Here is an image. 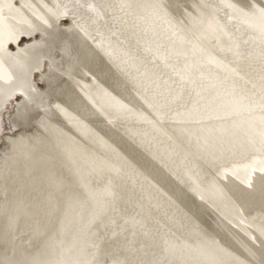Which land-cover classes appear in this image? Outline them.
Here are the masks:
<instances>
[{
    "label": "bare ground",
    "instance_id": "bare-ground-1",
    "mask_svg": "<svg viewBox=\"0 0 264 264\" xmlns=\"http://www.w3.org/2000/svg\"><path fill=\"white\" fill-rule=\"evenodd\" d=\"M95 1V0H94ZM99 1V0H97ZM194 1V0H193ZM202 0H196V4H193V8L194 9H204L205 7L203 8H200V3H203L201 2ZM204 1V0H203ZM238 1V0H237ZM92 0H88L87 4L90 9L89 11H91V13L88 11V14H86V12H83V13H79V12H75V9L76 6H78L80 3V0H24V4H23V9L27 10L28 12H30L32 15H34L35 17V21L36 22H39L40 23V26L42 27V34H44L43 36V39L41 41V45H42V49H40L38 46H29V47H26V48H23V47H19L16 49V52H18V58H20L22 61H23V65L21 66V71L23 73H30L31 71H33L34 69H36L38 66H39V56L40 54L42 53H45L47 55H49V50L56 46V47H59L61 46V52L63 53L61 55V58L55 62L54 64H52L53 68L56 69L57 73H56V77H55V86L54 88L52 89H49L48 91H44L43 93H40L41 90L40 89H37L34 87V83L32 81L29 82V85L27 86H15L13 88V83L11 81H7V75L4 73V70H2V66L3 63H0V77H3V80L2 78H0V101H2L3 97L5 96L6 93L7 94V100H4L1 104H0V109L2 108V106L5 104L7 105L8 103L11 102V100L13 99V97L16 96V94H19L21 95L22 97L25 96V99H23L22 101V105H23V108L21 109L20 108V114L18 118L15 119V124L17 123L18 125H25L29 122L30 118H32L31 115H34V112H36V109L37 107L40 108L41 111L44 112L45 115L44 118H41L40 121H37L41 122V124H44V129H45V132L42 131V128L41 129H37L38 131L37 132H34L32 134H29V135H25L24 134H21V135H18L17 137H14V138H9L8 139V142L10 143L11 145V150H9L8 152H5L3 154V156L1 157V160H0V264H86V254H85V250H83V247H79V242L80 241V238L79 240L76 242H78V249L75 248V243L76 242H71L73 239H70L71 241H67L66 244L64 245H60L59 244V237L57 236V232L60 228V226H63V225H68L69 224V217L72 216V215H69V213H66L67 215L65 216L64 220L59 222V223H56L58 218H59V213H60V204L61 202L64 200L67 201L68 197H69V189L70 191L74 190V183H73V188L71 190L70 184H72V182L68 181L66 179V176H65V181L67 180L68 182H70V184L66 181H62L58 175H57V162H56V159H55V156H54V149H56L57 151L59 150V152L61 153H56L58 154H61L63 155V157L65 156L66 160L67 159H72L73 158V154L75 155H79V159L81 158V161L79 162H83L85 163V161L87 162L89 160V152L86 150V145H84V143L82 144V146L77 147L79 149V153H77V150L76 152L74 151L76 149L75 147V143H70L71 141V136L70 135V131L71 129H74L71 127L70 125V122L74 121L75 119H79L80 121H83L85 122L86 121V124L87 122H95V125H98L96 124L97 123H102L103 125V122L106 121V115H104L106 113L102 112L103 109H100V105L98 103V107L95 106L94 104V100H93V97H92V92H94L93 90H95L94 88L92 89V86L95 87L93 85V83L91 85L88 84V82L86 81V75L90 74V72H96L98 73V80L100 79H103L104 75H107V74H102V67H100V64H101V61H100V56L102 55V48L103 46V43L102 42H98V43H91V28H90V22H91V19L93 18V15H96V13L93 14V10L92 9H95L93 6L94 4H91ZM100 2L104 5L103 8H105L104 10L106 9H110L112 10V12H114L115 16L118 17V18H115V21L118 19V21L122 22L123 23H127L128 20H130V23L128 25H130L129 28H131L132 30H136V29H142L143 27H145L146 25L148 26V22H151V21H155V17L156 18H159L161 21L162 19L166 16L165 14L163 15V10L158 13V10L157 9H173V8H178L179 6L178 5V2L177 0H100ZM182 2V1H180ZM185 2V1H184ZM187 2H190V1H187ZM239 2V1H238ZM82 3V2H81ZM97 3V2H96ZM191 3V2H190ZM227 3V2H226ZM230 3H231V0H230ZM241 3V4H239ZM239 3H236L238 5H234L233 9H237L238 11V18H241L243 22H241L239 20V22L243 23L249 30H248V35L251 36V39H253L254 41H257V46H256V43L255 45L251 44L250 42L253 40H251L250 42L248 41L247 39V42H249L251 45L256 46L258 49V56H259V61L257 62L256 60L258 58L255 57L256 60H253V61H256V62H250V63H243V59L242 61L237 60V59H234L236 61H231V63H228L226 61V59L224 58V56L222 55H219V53L221 51H219V47L221 45H219V40L218 38H220V36H218V38H216L217 40L214 41V42H211V43H208L206 44L205 46H203V48H201V50H197L199 51V54L197 53L196 55V58H200V61L202 63H204V65H206V68H205V71L203 73H206L208 77H211L210 79H208V83L205 84V86H201L203 87V89L199 86L198 89H196V93H192L193 95L190 96L192 97L186 104L185 102L183 104L185 105H179V106H174L172 107V104L175 105L174 102H176V98L179 96L178 95V90H177V86H173L172 84L169 85L167 83H165V81H167L165 79V81L160 78V80H163L164 82H162L161 85H159V88H157L156 90H153L151 89V91H148V92H143V93H139L138 91H135L136 87H134L135 89L133 90H129L128 89V84L125 86L123 85V87L125 86V88H122L121 86V89H122V92L124 91L125 95H124V101H120L118 103H120L121 105H126L127 107H131L132 109L133 108H139V107H149V105L152 107V103H156L157 105H162L161 107H166V108H170L167 112H165V110H161L160 108V111H163L165 112V117H161L159 121H157L156 124H152L155 128H154V132H151V124L149 123V126H150V130H146L145 132V137L143 138V140L146 142L147 146H148V155L151 157V160L154 161V165L157 169H160V171H155L153 170V174L155 175V178H153V185L154 184H164V179L166 178L165 175L168 173L167 170L169 171L170 169L167 168V170L164 168V164L167 162V160L169 158H172L174 159L173 157L175 156H183L186 154V157H189L187 155V153H189V151H193V150H197V149H200L202 150L201 148L202 147H206V148H210V147H214V149H216L215 147H218L222 144H230V145H233L231 144V141H232V135L234 137V134L236 133H239L241 134V136H247L249 133L251 134V128H256V127H259V124L262 122L264 123V0H242L241 2ZM77 4V5H76ZM98 4V3H97ZM101 4V5H102ZM192 4V3H191ZM229 4V3H228ZM81 5V4H80ZM102 5V6H103ZM182 5V4H181ZM186 5V4H184ZM230 5V4H229ZM228 5V6H229ZM232 5V4H231ZM189 6H191L189 4ZM205 6V4H204ZM224 6V5H223ZM226 6V5H225ZM224 6V9H228ZM83 7V5H82ZM181 7V6H180ZM180 7L178 8L179 11H180ZM183 7V5H182ZM202 7V6H201ZM87 8V7H86ZM97 8V7H96ZM193 8L191 11H193ZM210 8V7H208ZM99 9V8H98ZM183 9H186V7H183ZM206 9V8H205ZM103 10V11H104ZM196 10V12H197ZM80 11V10H79ZM100 11V10H99ZM98 11V12H99ZM101 10V12H103ZM155 11L156 14L158 16H155V15H152L154 16L153 18H151V13ZM182 11V9H181ZM184 11V10H183ZM189 11V10H187ZM97 12V14H98ZM107 12H109L107 10ZM174 12V11H173ZM186 12V11H185ZM190 12V11H189ZM194 12V11H193ZM192 12V13H193ZM242 12V13H241ZM246 12H248V15L250 13V16L247 18L246 16ZM90 13V14H89ZM106 13L103 12V14ZM111 13V11H110ZM20 14V13H19ZM61 14H66L68 15L69 17H71L72 19V25L69 26V27H66V28H63V29H60L58 28L57 32L58 33H61L62 37H57V36H54V32L52 30V20L58 16H60ZM109 14V13H106V15ZM114 14H109V15H112L114 16ZM177 14V13H176ZM185 14H188L185 13ZM191 14V12H190ZM170 15V13H169ZM172 15V14H171ZM179 15V14H178ZM184 14L182 12V15L180 13V16L182 17ZM198 15V14H196ZM100 16V15H99ZM97 18V20H99V17ZM105 16V15H104ZM185 16V15H184ZM183 16V17H184ZM95 17V16H94ZM102 17V15H101ZM169 17V16H168ZM180 17V18H181ZM182 17V18H183ZM187 16H185L186 18ZM236 17V16H235ZM106 18V16H105ZM176 18V17H175ZM190 18H193V17H190ZM94 19V18H93ZM110 19V17H109ZM167 20V18H164ZM174 19V18H173ZM172 19V20H173ZM230 19V18H228ZM101 20V19H100ZM106 20V19H105ZM108 20V19H107ZM158 20V19H157ZM171 20V21H172ZM176 20V19H175ZM174 20V21H175ZM179 20V19H178ZM183 20V19H182ZM181 20V21H182ZM197 20V19H196ZM232 20V19H231ZM235 20V19H234ZM102 21V20H101ZM107 22V21H106ZM165 22V21H164ZM168 22V21H167ZM178 22V21H177ZM185 22V20H184ZM200 22V21H199ZM93 23V21H92ZM100 23V22H99ZM105 23V22H104ZM118 23V22H117ZM116 23V24H117ZM152 23V22H151ZM149 23V24H151ZM157 23V22H156ZM163 23V22H162ZM182 23V22H181ZM180 23V24H181ZM229 23V21H228ZM98 24V23H97ZM94 25V26H97ZM108 24V23H107ZM165 24V23H163ZM168 24V23H167ZM183 24V23H182ZM192 24H194L192 22ZM216 24V23H215ZM231 24V21L230 23ZM102 25V23H101ZM124 25V24H123ZM162 25V24H160ZM169 25V24H168ZM186 25V24H185ZM185 25H180L181 27H174L175 28V32H174V36L173 37H170L168 36V42L169 43H172V49L168 52L165 51V52H161L163 53V56H161V61H163L167 66L168 68H172L174 71L177 70V72H179V77L178 78H183L185 79V81L187 83H194V82H191L192 80L194 81L195 79V76H196V66L198 65L197 64H194L193 65V60L191 58V52H190V49L188 46H185L184 44V41H183V36L185 34V31H186V28H185ZM187 25H188V22H187ZM220 25V24H219ZM103 26H106V24H104ZM118 26V25H116ZM126 26V25H125ZM152 26V25H150ZM148 26V27H150ZM157 26V25H155ZM178 26V25H177ZM201 26V25H200ZM217 26V25H216ZM233 26V25H232ZM231 26V28H232ZM239 25H237L238 27ZM93 27V26H92ZM102 27V26H101ZM120 27V26H119ZM124 27V26H123ZM127 27V26H126ZM147 27V28H148ZM159 27V25L157 26ZM172 27V26H171ZM221 27H227V25H223L221 24L219 29ZM229 27V26H228ZM227 27V28H228ZM241 27V26H240ZM118 28V27H116ZM126 31H128V29ZM152 28V27H151ZM150 28V29H151ZM161 28V26H160ZM164 28V27H163ZM188 28V27H187ZM225 28V30L227 29ZM244 28V27H243ZM41 29V28H40ZM59 29L61 30L59 32ZM94 29V27H93ZM96 29V28H95ZM98 29V28H97ZM100 29V28H99ZM98 29V30H99ZM104 29V28H103ZM109 29V28H108ZM167 29H169L167 27ZM166 29V30H167ZM222 29V32H223V28ZM115 30V29H114ZM119 30V29H118ZM130 30V29H129ZM143 30V29H142ZM147 30V29H146ZM152 30H154L152 28ZM158 30V29H157ZM231 30V29H230ZM240 30V29H239ZM242 30V28H241ZM102 31V30H100ZM108 31V30H106ZM121 31V30H120ZM131 31V30H130ZM165 31V29H164ZM174 31V30H173ZM173 31L172 34H173ZM215 31V30H214ZM220 31V30H219ZM232 31L234 32V29H232ZM94 32V31H93ZM92 32V33H93ZM99 32V31H98ZM124 32V30H123ZM133 32V31H132ZM151 32V31H150ZM149 32V33H150ZM160 32V31H159ZM191 32V31H189ZM227 32V31H226ZM229 32V31H228ZM231 32V33H233ZM244 32V31H243ZM242 32V34H243ZM131 34V32H129ZM136 33V32H134ZM141 33V32H140ZM138 33V34H140ZM148 33V32H147ZM146 33V36L148 35ZM161 34L163 32H160ZM170 33V32H168ZM217 33V32H216ZM36 34H39L38 31H34L32 34L30 35H25L26 38H32L34 37ZM99 34V33H98ZM97 34V35H98ZM137 34V33H136ZM137 34V35H138ZM156 34V32H155ZM159 34V33H158ZM164 34V33H163ZM171 34V35H172ZM226 34V33H225ZM229 34V33H227ZM241 34V33H240ZM101 35V34H100ZM99 35V36H100ZM121 35H125V32L124 34H121ZM129 35V34H128ZM128 35H127V38H128ZM145 35V33H144ZM151 35V34H150ZM169 35V34H167ZM216 35V34H215ZM214 35V36H215ZM221 35V34H220ZM244 37L246 35L243 34ZM243 35H242V38H243ZM40 36V34H39ZM102 36V35H101ZM105 36V35H104ZM130 36V35H129ZM153 36V35H152ZM159 36V35H158ZM166 36V35H165ZM163 36V37H165ZM229 36V35H228ZM232 36V35H230ZM234 36H237L236 34L233 35ZM241 35H239L240 37ZM248 36V38H249ZM108 37V35L106 36V38ZM112 37V35H111ZM117 37V36H116ZM132 37V36H131ZM141 37V36H140ZM144 37V36H143ZM149 37V36H148ZM157 37V36H156ZM155 37V38H156ZM161 37V35H160ZM238 37V38H239ZM247 37V35H246ZM245 37V39H246ZM101 38V37H100ZM115 38V36H114ZM135 39V37H133ZM137 38V37H136ZM145 38V37H144ZM153 38V40L155 39ZM159 38V37H158ZM227 38V37H226ZM235 38V37H234ZM233 38V39H234ZM241 38V37H240ZM35 39V38H34ZM103 39V38H102ZM105 39V38H104ZM125 39V38H124ZM130 39V38H129ZM128 39V41H129ZM138 39V38H137ZM136 39V40H137ZM141 39V38H139ZM147 39V38H146ZM161 39V38H160ZM167 39V37H166ZM228 39V38H227ZM18 40V38L16 40H6L5 41V44L4 46L6 47V43L8 41H12V43H16V41ZM114 40V39H113ZM118 40V39H116ZM133 40V39H131ZM144 40V39H143ZM152 40V39H151ZM150 40V41H151ZM153 40H152V43H153ZM157 40V38H156ZM163 40V39H162ZM165 40V38H164ZM229 40V39H228ZM112 41V39H111ZM107 42L109 44V47L105 46L106 47V50L107 48H110L108 50V56H109V60H110V63H112L113 65L117 66V67H123V65L125 67H123V72L124 74H127L128 77L130 76V74L134 75L133 73L135 72L134 71V66H133V59H132V54L129 55V53L127 54L126 52L124 51H121V49H117V46H118V43H117V46L115 45H112L111 43L112 42ZM124 41V40H123ZM147 41H149L147 39ZM147 42V43H150ZM235 41V39H234ZM104 42V41H103ZM122 42V41H121ZM127 42V41H126ZM125 42V43H126ZM137 43V41H135ZM141 42H145V41H142L141 39ZM156 42V41H155ZM163 43H165L164 41H162ZM225 42V41H224ZM233 42V40H232ZM237 42H238V39H237ZM244 42H246L244 40ZM243 42V43H244ZM115 43V42H114ZM132 43V42H130ZM140 43V42H139ZM159 44V39H158V42H156ZM168 43V45H169ZM234 43V42H233ZM26 44V43H25ZM127 44V43H126ZM124 44V45H126ZM142 44V43H141ZM139 44V45H141ZM154 44V43H153ZM199 44V43H197ZM227 44V43H226ZM231 44V42H230ZM236 44V41L234 43V46ZM137 45V44H136ZM148 45V44H147ZM146 45V47H147ZM151 45V44H149ZM160 45V44H159ZM242 46H244L243 44H240ZM250 45V47H251ZM100 46V47H99ZM121 46H123L121 44ZM132 46V45H131ZM142 46V45H141ZM170 46V45H169ZM208 48V46L210 47L211 46V54H205L203 51L204 49ZM224 46V45H223ZM227 46V45H226ZM225 46V47H226ZM239 46V45H238ZM247 46V44L245 45ZM128 47H129V44H128ZM143 47V46H142ZM145 47V48H146ZM149 47V46H148ZM147 47V48H148ZM158 47V46H157ZM166 47V45H165ZM171 47V46H170ZM201 47V46H200ZM127 47H125L126 49ZM144 48V47H143ZM151 48V47H150ZM196 48H198L196 46ZM231 48V47H230ZM237 47L235 46L234 49H236ZM240 48V47H238ZM124 49V50H125ZM133 49V48H132ZM135 49V48H134ZM142 49V48H141ZM149 49V48H148ZM154 49V48H153ZM158 49V48H157ZM156 49V50H157ZM168 49V48H167ZM199 49V48H198ZM7 50V49H6ZM52 50V49H51ZM105 50V51H106ZM136 50V49H135ZM140 50V49H139ZM193 50V49H192ZM195 50V49H194ZM218 50V51H217ZM223 50V48L221 49ZM227 50V48H226ZM231 50V49H230ZM228 51L229 53L231 51ZM239 51H241L242 49H238ZM247 50V49H246ZM8 51V50H7ZM159 51H161L159 49ZM196 51V52H197ZM207 51V50H206ZM225 51V50H224ZM223 51V53H224ZM250 52H252L251 50H249ZM9 53H12L10 51H8ZM128 52V50H127ZM131 52V51H130ZM142 52V51H141ZM144 52V50H143ZM142 52V54H143ZM146 52H148L146 50ZM156 52V51H155ZM153 51V53H155ZM167 52V53H166ZM208 52V51H207ZM227 52V51H226ZM227 52V53H228ZM234 52V51H232ZM231 52V53H232ZM235 52L237 53V51L235 50ZM234 52V53H235ZM242 52H245V50H242ZM241 52V53H242ZM135 53V52H134ZM138 53V52H136ZM145 53V52H144ZM148 53H151V49H150V52ZM209 53V52H208ZM140 54V53H139ZM158 54V53H157ZM195 54V53H194ZM226 54V53H225ZM244 54V53H243ZM247 54V53H246ZM257 54V53H256ZM148 55V54H146ZM150 55V54H149ZM149 55L147 57H149ZM152 55V54H151ZM228 55V54H227ZM235 54H232L233 57ZM237 55H239L237 53ZM245 55V54H244ZM243 55V56H244ZM250 55V54H249ZM255 55V54H254ZM136 56V55H135ZM138 56V55H137ZM140 56V55H139ZM155 56V54H154ZM207 56V57H206ZM257 56V55H256ZM146 57V58H147ZM158 57V56H157ZM226 57V56H225ZM242 57V56H241ZM240 57V58H241ZM246 57V55L244 56ZM253 57V56H252ZM105 58V57H104ZM150 58V57H149ZM152 58H154L152 56ZM227 58V57H226ZM229 58H231L229 56ZM251 58V57H250ZM250 58H247V59H250ZM160 59V58H159ZM158 59V60H159ZM204 59L206 60V62H204ZM245 59V58H244ZM246 59V61H247ZM253 59V58H252ZM251 59V60H252ZM104 60V59H103ZM135 60V59H134ZM137 60V59H136ZM139 60V59H138ZM137 60V62H139ZM203 60V61H202ZM55 61V60H53ZM105 61V60H104ZM108 61V60H107ZM106 61V62H107ZM121 65H120V63ZM147 61H148V58H147ZM154 61H157V60H154ZM160 61V60H159ZM136 62V61H135ZM136 62V63H137ZM142 62V61H141ZM144 62V60H143ZM146 62V61H145ZM144 62V63H145ZM123 63V64H122ZM147 63V62H146ZM145 63V64H146ZM150 63V61H149ZM148 63V65H149ZM151 64V63H150ZM200 64V62H199ZM102 65H104V63H102ZM106 65V64H105ZM119 65V66H118ZM5 67V69L7 68V65L5 66V64L3 65ZM107 66V65H106ZM112 66V65H110ZM114 66V67H115ZM146 67V65H143ZM156 66V64H155ZM161 66V65H160ZM159 66V67H160ZM165 66V67H167ZM108 67V66H107ZM153 68V66H151ZM162 67V66H161ZM202 67V66H201ZM109 68V67H108ZM111 68V67H110ZM149 68V67H148ZM155 68V67H154ZM163 68V67H162ZM161 68V69H162ZM119 69V68H118ZM117 69V70H118ZM122 69V68H121ZM137 69V67H136ZM143 69V68H142ZM151 69V68H150ZM165 69V68H164ZM203 69V67L201 68ZM109 70V69H108ZM111 70V69H110ZM109 70V71H110ZM113 70H116V69H113ZM138 70V69H137ZM149 70V69H148ZM154 70V69H152ZM166 70V69H165ZM162 69V71H165ZM142 71V70H141ZM199 71V70H198ZM122 72V73H123ZM138 72V71H136ZM147 72V70H146ZM145 72V73H146ZM171 72V70H170ZM67 73V74H66ZM114 73V72H113ZM112 73V75H113ZM159 73V72H158ZM118 74V73H116ZM114 74V75H116ZM138 74V73H137ZM154 74V72H153ZM91 75V74H90ZM141 75V74H140ZM145 75V74H144ZM147 75V73H146ZM149 75V74H148ZM147 75V76H148ZM162 75V73H161ZM94 76V75H93ZM119 76V74L117 75ZM121 76V75H120ZM126 76V75H125ZM135 76V75H134ZM133 76V77H134ZM142 76V75H141ZM182 76V77H181ZM205 76V75H204ZM65 77V78H63ZM91 77V76H90ZM97 77V76H96ZM122 77V76H121ZM127 77V78H128ZM154 77V76H153ZM152 77V78H153ZM166 77V76H165ZM200 77V76H199ZM109 78V76H108ZM112 78V77H111ZM114 78V77H113ZM112 78V80H113ZM117 77H115L116 79ZM119 78V77H118ZM169 78V76H167V79ZM176 78V77H175ZM175 78L173 81H175ZM203 78V77H202ZM201 78V79H202ZM206 78V77H205ZM107 79V78H106ZM114 79V80H115ZM129 79V78H128ZM158 79V77L156 78ZM197 79V78H196ZM114 80L112 81V83L114 82ZM140 80V79H139ZM169 80V79H168ZM172 80V79H171ZM200 80V79H199ZM203 80V79H202ZM94 81H97L94 79ZM109 83L111 82L110 81V78H109ZM121 81V80H119ZM118 81V82H119ZM125 79L123 80L122 83H124ZM129 81V80H128ZM137 81V80H136ZM143 81V80H142ZM178 81V80H177ZM180 81V80H179ZM184 80H182L181 82H183ZM184 81V82H185ZM100 82V81H99ZM105 81L103 80V83ZM127 81H125L124 84H126ZM133 82V81H131ZM141 82V81H140ZM145 82V81H144ZM180 82V83H181ZM203 81H201L202 83ZM206 82V81H205ZM204 82V83H205ZM96 83V82H95ZM101 83V82H100ZM99 83V84H100ZM106 83V82H105ZM128 83V82H127ZM134 86H136V83L134 81ZM176 83V82H175ZM186 83V84H187ZM114 84H116V81L114 82ZM141 84V83H140ZM174 84V83H173ZM185 84V85H186ZM200 84V83H199ZM131 85V84H130ZM144 85V84H143ZM153 85V84H152ZM155 85V84H154ZM176 85H180V84H176ZM184 85V84H182ZM194 85V84H193ZM118 86V85H117ZM116 86V87H117ZM141 86V85H140ZM149 86V85H148ZM156 86V85H155ZM198 86V85H196ZM119 87V86H118ZM117 87V88H118ZM130 87V86H129ZM143 87V86H142ZM146 87V86H144ZM181 87V86H180ZM184 87V86H183ZM182 87V88H183ZM13 88V89H12ZM103 89H105L104 87H102ZM133 88V86H132ZM131 88V89H132ZM138 88V87H137ZM147 88V87H146ZM145 88V89H146ZM150 88H151V85H150ZM156 88V87H155ZM101 89V88H100ZM120 89V88H119ZM149 89V87H148ZM190 89V87H189ZM33 90V92H39V94L37 93V96L35 97L34 95L32 96L30 93L31 91ZM140 90V89H139ZM185 90V89H184ZM103 91V90H102ZM111 91V90H110ZM147 91V90H145ZM187 91V90H186ZM189 91V90H188ZM191 91V90H190ZM189 91V92H190ZM107 93V91H105ZM118 92V91H116ZM121 92V91H120ZM121 92V93H122ZM101 93H104V92H101ZM119 93V92H118ZM50 94H52V96H54L55 98H52V99H55V103L53 105H49L48 104V101H46L47 99V96L49 97ZM111 94V93H110ZM191 94V93H190ZM9 95V96H8ZM105 95V94H104ZM61 96V97H60ZM94 96V94H93ZM97 96V94H96ZM103 97V95H101ZM113 96V95H111ZM120 96V94H119ZM185 96V95H184ZM188 96V95H187ZM34 97V98H33ZM107 97V96H106ZM122 97V96H121ZM182 97V96H181ZM189 97V98H190ZM101 98V97H100ZM104 98V97H103ZM109 96L107 97V100L109 101ZM123 98V97H122ZM183 98V97H182ZM185 98V97H184ZM6 99V98H5ZM95 99V98H94ZM115 99V97L113 98ZM188 99V97H187ZM106 98L104 99V102L107 101ZM50 101V99H49ZM97 101V100H96ZM113 101V100H112ZM100 102V100H99ZM103 102V104H104ZM123 102L125 104H123ZM179 102V101H178ZM116 103V101H115ZM182 102L180 101V103H176V104H181ZM101 104V105H103ZM110 103H108V106H109ZM114 103H112L113 105ZM152 104V105H151ZM97 105V103H96ZM105 105H106V102H105ZM103 105V106H105ZM111 105V106H112ZM58 106H61V109L64 111V114L61 112V116L63 114L64 118L60 119L57 115H56V108ZM107 106V107H108ZM110 106V107H111ZM116 106V104H115ZM115 106H112L113 108H115ZM102 107V106H101ZM111 107V108H112ZM122 107V106H121ZM119 108V106H118ZM154 108V107H152ZM156 108V107H155ZM158 108V107H157ZM151 109V108H149ZM148 109V111H149ZM60 110V109H59ZM111 109L109 108V111ZM130 110V109H129ZM108 111V113H109ZM118 111V110H117ZM132 110H130L131 112ZM134 111V110H133ZM146 111V110H145ZM151 111V110H150ZM157 111V109H156ZM38 112V111H37ZM40 112V111H39ZM60 112V111H59ZM111 112V111H110ZM124 112V111H123ZM144 112V111H142ZM147 112V111H146ZM122 113V112H120ZM127 113V111H126ZM129 113V112H128ZM162 113V112H161ZM48 114V116H51V120L52 122H49V120L45 117L46 115ZM112 114V113H111ZM116 114V113H115ZM124 114V113H123ZM132 114V113H131ZM136 114V113H135ZM147 114V113H146ZM152 113H150L149 115H151ZM110 114H108L109 116ZM113 115V114H112ZM127 115V114H126ZM153 115V114H152ZM162 115V114H161ZM35 116V115H34ZM33 116V117H34ZM60 116V117H61ZM114 116V115H113ZM122 116V115H121ZM142 116H145V115H142ZM115 117V116H114ZM113 117V118H114ZM125 117V116H124ZM129 117V116H128ZM134 117V116H132ZM131 117V120L133 119ZM146 117V116H145ZM149 117H152V116H149ZM148 117V118H149ZM121 118V117H120ZM111 119V118H110ZM109 119V123H107L108 125L109 124H112V125H115L116 124V127L118 125V119L117 120H110ZM126 119V118H125ZM129 119V118H128ZM147 119V118H146ZM155 119V118H154ZM58 120H61V122H59ZM131 120L129 121H126L127 123L130 122ZM78 121V122H80ZM116 123H115V122ZM151 121V120H150ZM149 121V122H150ZM154 121V120H153ZM75 122V121H74ZM77 121L76 123L79 124ZM140 122V121H138ZM148 122V121H147ZM30 123V122H29ZM75 123V124H76ZM121 124V122H119ZM123 123V122H122ZM132 123V122H131ZM40 124V125H41ZM81 124V122H80ZM79 124V125H80ZM94 124V123H93ZM142 124V123H141ZM74 125V124H73ZM92 125V124H91ZM91 125H89L91 127ZM95 125L94 128H95ZM124 125V124H123ZM126 125V124H125ZM129 125V124H128ZM132 124H130L131 126ZM136 125V124H135ZM138 125V123H137ZM136 125V126H137ZM42 126V125H41ZM76 126V125H75ZM74 126V127H75ZM85 125H83L82 127H84ZM87 126V125H86ZM85 126V127H86ZM110 126V125H109ZM128 126V128L124 130L121 128V126L117 127V129L115 130V128L113 127V129L115 130L116 133H118L116 135V139L118 140H121L123 139L125 143H127L125 140H129L127 138V136L125 137H119V134H123V135H129L128 134L129 132L132 133L133 131V127H130ZM134 126V125H133ZM143 126V124H142ZM43 127V126H42ZM98 126H96V129H99L100 131L103 130L104 127H100L102 128H97ZM124 127V126H123ZM126 127V126H125ZM143 127L146 128V126L144 125ZM81 128V127H79ZM92 128V127H91ZM107 128V127H106ZM135 128H139L138 127H135ZM77 129V128H76ZM88 128H86L85 130H87ZM90 129V128H89ZM92 129V131H93ZM141 129V128H140ZM148 129V128H146ZM80 130V129H79ZM84 130V128H83ZM84 130V132H85ZM135 130V129H134ZM142 130V129H141ZM44 133V135L41 136V133L42 132ZM74 131L76 132V130L74 129ZM90 132V130H87ZM112 131V130H111ZM81 132V130H80ZM82 132V134L84 133ZM89 132L87 133L89 135ZM98 132V130H97ZM105 132V131H104ZM135 132H137V130H135ZM133 132V133H135ZM141 132V131H140ZM139 132V133H140ZM79 131L77 133H75L74 137L72 138V141L73 142H78L79 143V139L78 141L76 140L78 137V134ZM85 133V134H86ZM93 133V132H92ZM138 133V132H137ZM136 133V134H137ZM73 134V133H72ZM96 136L97 133H95ZM112 133L111 132V136H112ZM142 134V132L140 133ZM139 134V135H140ZM144 134V133H143ZM81 135V133H80ZM84 135V134H83ZM93 135V134H92ZM103 135V136H102ZM102 138H104V135L105 134H102ZM107 135V134H106ZM91 136V135H90ZM88 136V138L90 137ZM100 136V138H101ZM138 136V135H137ZM141 136V135H140ZM139 136V137H140ZM81 137H83L81 135ZM84 137L86 138V135H84ZM107 138V136H105ZM84 138V139H85ZM87 138V139H88ZM91 138V137H90ZM96 138V137H95ZM101 138V139H102ZM112 138V137H111ZM109 137V139L112 141H114L115 138H112L111 139ZM121 138V139H120ZM238 138V136L236 137V139ZM93 139H94V136H93ZM97 139V138H96ZM99 139L100 141L103 142V139L101 140ZM115 139V140H116ZM136 139V138H135ZM239 139V138H238ZM237 139V140H238ZM245 139H250L252 140L251 142L253 141H256L255 139V135L253 136H248L246 137ZM245 139H240V142L241 140H243V143L245 141ZM83 140V139H82ZM86 140V139H85ZM92 140V139H91ZM90 140V141H91ZM98 140V139H97ZM105 140V139H104ZM141 140V139H140ZM234 140V139H233ZM247 140V141H248ZM249 140V142H250ZM89 140H86V142H88ZM100 141H98L100 143ZM107 141V140H105ZM104 141V142H105ZM117 141V140H116ZM131 141V139H130ZM80 142H83L81 141L80 139ZM85 142V143H86ZM93 142V140H92ZM97 142V141H96ZM122 144H121V143ZM118 145H122L123 146V143L122 141H120ZM236 142V141H235ZM240 142L237 141V144ZM78 143H77V146H78ZM90 142H88L89 144ZM99 143L97 145H99ZM108 143V142H106ZM105 143V145H107ZM114 144V142H111ZM109 142V144H111ZM124 143V144H125ZM242 143V142H241ZM247 143V142H246ZM72 144H73V147H72ZM87 144V143H86ZM93 144V143H92ZM108 144V145H109ZM117 144V143H116ZM134 144V143H133ZM143 144V143H142ZM141 144V145H142ZM228 144H226L228 146ZM237 147V144L234 143ZM81 145V143L79 144ZM91 145V144H90ZM96 145V144H95ZM104 145V144H103ZM115 145V144H114ZM117 145V146H118ZM128 145V144H127ZM131 145V143H130ZM89 145H87L88 147ZM101 145H99L97 148H101L100 147ZM111 146V145H110ZM241 146V145H240ZM243 146V144H242ZM241 146V147H242ZM245 146V144H244ZM75 147V148H74ZM94 147V146H93ZM107 147V146H106ZM125 147V145H124ZM138 148V146H136ZM142 147V146H140ZM146 147V146H145ZM144 147V148H145ZM229 147V146H228ZM235 147V146H233ZM236 147L234 149H236ZM90 148H92L90 146ZM89 148V150H90ZM104 148V147H103ZM110 148V147H109ZM113 148H115L113 146ZM119 148V147H118ZM116 148V149H118ZM131 148V147H130ZM220 148V147H219ZM218 148V149H219ZM231 148V147H230ZM95 149V147L93 148V150ZM112 149V148H111ZM121 149H124L121 147ZM126 149V148H125ZM124 149V150H125ZM143 149V147H142ZM141 149V150H142ZM224 149V148H222ZM239 149V148H238ZM55 150V151H56ZM91 150V151H93ZM97 150V149H96ZM103 150V149H102ZM102 150H99V151H102ZM106 150V151H105ZM103 150L105 151V153L107 152V148ZM109 150V149H108ZM114 150V149H112ZM120 150V149H119ZM140 150V149H139ZM144 151H146L145 149H143ZM210 150V149H209ZM226 150V148H225ZM224 150V151H225ZM228 150V149H227ZM232 150V149H230ZM237 150V149H236ZM242 150V149H241ZM239 150V151H241ZM90 151V152H91ZM98 150L96 151L97 153L99 152ZM111 151V150H110ZM117 151V150H116ZM222 150H220L219 152L221 153ZM121 152V151H120ZM124 152V151H123ZM128 153L130 151H127ZM126 152V154H127ZM195 152V151H193ZM201 153V151H198ZM218 152V151H217ZM237 152V151H236ZM94 153V152H93ZM92 153V155H93ZM103 153V152H102ZM103 154L102 156L103 157V160L104 158L107 156H110L109 154L107 155L106 154ZM192 153V152H190ZM212 153H214V151H212ZM101 155V152L99 153ZM111 154V153H110ZM119 154V153H118ZM118 154H116V156L118 157ZM139 154V153H138ZM194 154V153H193ZM215 154V153H214ZM217 154V153H216ZM224 155H226V153H223ZM222 154V155H223ZM232 154H234V150L232 152ZM240 154V153H239ZM237 153V155H239ZM242 154V153H241ZM241 154L239 156H241ZM96 155V154H95ZM94 155V156H95ZM98 155V154H97ZM113 155V154H112ZM111 155V156H112ZM115 155V154H114ZM131 155V154H129ZM145 155V154H144ZM191 155V154H190ZM198 155V154H197ZM205 155V154H204ZM203 155V157H204ZM211 155V154H210ZM218 155L220 156V154H217L216 157H218ZM228 155V153H227ZM236 155V154H235ZM233 155V156H235ZM101 156V158H102ZM115 156V157H116ZM126 156V155H125ZM124 156V157H125ZM181 156V157H182ZM214 156V155H211V157ZM231 156V155H230ZM60 157V156H59ZM91 157V156H90ZM123 155H122V159L124 158ZM129 158V156H126V158ZM140 157V156H139ZM146 157V155H145ZM177 157V158H178ZM179 157L180 159H183V157L181 158ZM201 157V156H200ZM198 157V158H200ZM224 157V156H223ZM222 157V158H223ZM57 158V156H56ZM96 158V156L94 157ZM100 158V160H102ZM121 158V157H120ZM119 158V160H120ZM127 158V159H128ZM137 158V156L135 157ZM142 159L144 157H141ZM176 160H179L177 159ZM185 158V157H184ZM191 158V157H190ZM220 158V157H218ZM232 158V157H231ZM236 159H239L237 158V156L235 157ZM242 158V157H240ZM58 159V158H57ZM64 159V158H63ZM76 159V158H74ZM118 158H116L117 160ZM127 159H124V160H127ZM131 160V158H129ZM127 160V161H130V160ZM195 159H196V155H195ZM194 159V160H195ZM201 159V158H200ZM207 159V158H206ZM213 159V158H211ZM215 159V158H214ZM108 160H110L108 158ZM112 160V159H111ZM145 160V159H144ZM150 160V159H149ZM148 160V161H149ZM175 160V159H174ZM185 160H187V158H185ZM189 160V159H188ZM201 160L205 161V157L204 159L202 158ZM200 160V161H201ZM244 158L243 159H240V160H237V161H240V162H243ZM61 161V160H60ZM64 161V160H63ZM97 161L99 162V159H97ZM107 161V160H106ZM118 161V160H117ZM132 161V160H131ZM137 161V160H136ZM138 161H139V158H138ZM137 161V162H138ZM141 161V159H140ZM172 163L173 160H170ZM181 161V160H179ZM191 161V160H190ZM217 161V160H216ZM221 161V159L219 160ZM59 162V161H58ZM62 162V161H61ZM65 162V161H64ZM64 162L62 164H64ZM69 162V160H68ZM74 162V161H73ZM71 161V163H73ZM77 162V161H76ZM93 162V161H92ZM105 162V160H104ZM121 162V160H120ZM123 162V161H122ZM125 162V161H124ZM123 162V163H124ZM135 162V161H134ZM132 162V163H134ZM136 162V163H137ZM143 162V161H142ZM150 162V161H149ZM148 162V163H149ZM183 162V161H182ZM182 162H179L180 164H184ZM187 162V161H186ZM196 162V161H195ZM194 162V163H195ZM207 162V161H206ZM89 163V162H88ZM87 163V164H88ZM91 163V162H90ZM102 164V162H100ZM119 163V162H118ZM127 163V162H126ZM146 164V162H144ZM143 163V164H144ZM190 163V162H189ZM193 163V161H192ZM193 163V164H194ZM203 163V162H202ZM201 164V166L204 167V165ZM208 163V162H207ZM213 163V161H212ZM60 164V163H59ZM69 164V163H67ZM76 164V163H75ZM79 164V163H78ZM92 164V163H91ZM105 163H103L102 165L104 166ZM112 164V163H111ZM109 164V166L111 165ZM115 164V163H114ZM117 164V163H116ZM121 164V163H120ZM129 163H127L126 165H128ZM142 164V165H143ZM150 164V163H149ZM178 164V163H177ZM186 164V163H185ZM198 164V162H197ZM199 164V165H200ZM206 164V163H205ZM219 164V163H218ZM217 164V165H218ZM71 165V164H70ZM68 165V166H70ZM84 166V164H81ZM86 165V164H85ZM131 165H134V164H131ZM175 165V164H174ZM189 165V164H188ZM186 165V166H188ZM192 165V164H190ZM189 165V166H190ZM195 165V164H194ZM208 165V164H207ZM60 166V165H59ZM77 166V164L75 165ZM81 166V168H85V166L83 167ZM107 166V164H106ZM116 166V165H114ZM136 166H138V163L136 164ZM147 166V165H146ZM148 166H151V165H148ZM169 166V164H168ZM172 166V164H171ZM170 166V167H171ZM176 166V165H175ZM181 166V165H180ZM185 166V167H186ZM187 167V168H190V167ZM211 166V165H210ZM64 167V166H63ZM62 167V169H64ZM73 167V166H72ZM79 167V166H78ZM78 167H75V168H78ZM88 167V166H87ZM95 167V166H94ZM101 167V166H99ZM110 167H113V164L112 166ZM109 167V168H110ZM120 168L122 166H119ZM133 167V166H132ZM169 167V168H170ZM182 167V166H181ZM184 167V165H183ZM208 167V166H207ZM206 167V168H207ZM213 167V166H212ZM73 168V169H75ZM80 168V167H79ZM80 168V170H81ZM108 168V167H107ZM116 168V167H114ZM118 168V167H117ZM119 168V169H120ZM127 168V167H126ZM142 169L145 168V167H141ZM140 168V169H141ZM148 168V167H147ZM150 168V167H149ZM148 168V169H149ZM172 168V167H171ZM209 168V167H208ZM215 168V164H214V167ZM217 168V167H216ZM61 169V168H60ZM72 169V170H73ZM88 169V168H87ZM94 169V168H93ZM98 169V168H97ZM102 169V168H101ZM105 169V168H104ZM129 169V168H128ZM127 169V170H128ZM139 169V168H138ZM152 169V168H150ZM164 169V170H163ZM175 169V168H174ZM173 169V170H174ZM181 169V168H179ZM178 169V170H179ZM192 169H194L192 167ZM202 169V168H201ZM71 170V171H72ZM84 170V169H83ZM82 170V173L85 171ZM112 170V168H111ZM144 170V169H143ZM163 170V171H162ZM166 170V171H165ZM177 170V169H176ZM177 170V171H178ZM198 170V169H197ZM204 170V169H203ZM202 170V171H203ZM210 170V169H209ZM212 170V169H211ZM216 170V169H215ZM69 170V172H71ZM87 171V170H86ZM96 171V170H95ZM109 171V170H108ZM107 171V173H108ZM120 171V170H119ZM147 171V169L145 170ZM172 171V170H171ZM169 171V172H171ZM186 171V170H185ZM194 172L196 171L195 169L193 170ZM201 171V170H200ZM214 171V170H213ZM80 172V171H79ZM92 172V171H91ZM115 172V171H112V173ZM118 172V170H117ZM126 172V171H125ZM134 172V171H133ZM140 172V171H139ZM138 172V173H139ZM167 172V173H166ZM176 172V171H175ZM174 172V173H175ZM188 172V170H187ZM192 170L189 172L191 175H192ZM193 172V173H194ZM198 172V171H197ZM77 173V171L75 172V174ZM81 173V172H80ZM88 174V172H86ZM116 173V172H115ZM113 173V174H115ZM145 173V172H144ZM152 173V172H150ZM182 173H183V170H182ZM181 173V174H182ZM188 173V174H189ZM202 173V172H201ZM210 173H213L214 172H210ZM75 174L74 175H71L73 176L74 178L75 177ZM79 174V173H78ZM84 174V173H83ZM98 174V173H97ZM111 174V173H110ZM112 174V175H113ZM119 174V173H117ZM116 174V175H117ZM121 174V173H120ZM124 174V173H123ZM131 174V173H130ZM135 174V173H134ZM146 174V173H145ZM149 174V172L147 173ZM173 173H170L171 176H174V174L172 175ZM180 174V173H179ZM180 174V175H181ZM187 174V173H186ZM196 174V173H195ZM205 174V173H204ZM209 174V173H208ZM65 175V174H64ZM67 175V174H66ZM80 175V176H79ZM78 176L81 177L82 174H79ZM137 175V174H136ZM136 175H134L136 177ZM143 175V173H142ZM152 175V174H151ZM77 176V175H76ZM96 176V175H94ZM102 176V175H101ZM101 176L99 177L101 179ZM120 176V175H118ZM133 176V175H132ZM182 176H184L182 174ZM196 176H198L196 174ZM61 177V175H60ZM69 177V176H67ZM90 177H92L90 175ZM109 177V176H108ZM105 179V182L107 180V178ZM124 177H126L125 175L123 176V179L122 180H125ZM131 177V176H130ZM129 177V179H130ZM144 177V175L142 176ZM141 177V178H142ZM146 177V176H145ZM144 177V178H145ZM150 177V176H148ZM175 177V176H174ZM186 177V176H185ZM188 177V175H187ZM71 177V179H74ZM78 178V177H77ZM83 178V177H82ZM85 178V177H84ZM88 178V176H87ZM104 177H102L103 179ZM112 178V176H111ZM115 178V177H114ZM127 178V177H126ZM138 178V177H136ZM182 178V177H180ZM191 178V177H190ZM193 178V176H192ZM195 178V177H194ZM196 178H199V177H196ZM69 179V178H68ZM94 179V178H93ZM119 179V178H117ZM128 179V178H127ZM127 179H126V182H127ZM128 179V180H129ZM132 179V178H131ZM130 179V180H131ZM143 179V178H142ZM146 179V178H145ZM177 179V178H176ZM175 179V180H176ZM179 179V177H178ZM184 179V178H183ZM189 179V177H188ZM211 179V178H210ZM82 179H80V182ZM85 180V179H84ZM90 180V179H88ZM87 180V181H88ZM109 180V179H108ZM134 180V178H133ZM132 180V182H133ZM139 180V179H138ZM151 180V179H150ZM149 179L147 181H150ZM167 180L171 181L170 179L167 178ZM173 180V179H172ZM180 180V179H179ZM191 180V179H189ZM257 180H258V185L255 187L254 190L252 189H245L246 190V193H244V195H249V194H253L255 192V194L258 192V193H261V191H264V175L263 176H259L257 177ZM72 181V180H71ZM76 181V180H75ZM73 181V182H75ZM78 181V180H77ZM98 181V179H97ZM111 181H114L113 178ZM119 181V180H118ZM121 181V180H120ZM135 181V180H134ZM140 181V180H139ZM178 181V180H177ZM177 181L175 184H177ZM187 181V180H186ZM192 181H194L192 179ZM85 181H83L84 183ZM129 182V181H128ZM174 182V180H173ZM191 182V181H190ZM189 182V183H190ZM198 182V180H197ZM77 183V182H76ZM82 183V184H83ZM124 183V182H123ZM122 183V184H123ZM135 183V182H134ZM146 183V182H145ZM172 183V182H171ZM193 183V182H191ZM190 183V185L192 186V184ZM91 184V183H90ZM96 184V182L94 183ZM117 184V183H116ZM132 186L134 185L133 183H131ZM138 186H140L139 184L140 183H137ZM144 184V183H143ZM142 184V186H143ZM173 184V183H172ZM198 183H195L193 184L195 186V189L197 191L198 190V187L197 186ZM79 185V183H78ZM102 185V184H101ZM118 185V184H117ZM125 185V184H124ZM151 185V184H150ZM77 186V184H76ZM84 186H86L84 184ZM97 186H99L97 184ZM110 185H105V186H102L100 188H95L97 191H96V198H97V202L95 203L96 204V213L95 215L99 214L100 212L103 213L105 212L106 210H108V208H111L110 210H112V206H113V199L111 198L112 195H114V193L111 195V191L110 190L111 188L109 187ZM116 186V185H115ZM123 186V185H121ZM126 186L128 187H131V185L129 186V184ZM155 186V185H154ZM165 185H162V187H164ZM168 186V185H167ZM189 186V185H188ZM190 186V187H191ZM80 188L82 186H79ZM92 187V186H91ZM91 187L89 186L88 188L91 189ZM94 187V186H93ZM135 187V186H133ZM149 187V186H148ZM147 187V188H148ZM178 187V186H177ZM77 188V187H76ZM84 188V187H83ZM113 188V187H112ZM121 188V187H120ZM124 188V186H123ZM122 188V189H123ZM126 188V187H125ZM124 188V189H125ZM138 188V187H137ZM136 188V189H137ZM142 188V187H141ZM161 188V187H160ZM166 188V186H165ZM168 188V187H167ZM176 188V187H175ZM174 188V189H175ZM179 188V187H178ZM177 188V189H178ZM128 189V188H127ZM130 190L132 188H129ZM152 189V188H150ZM155 189V188H153ZM173 189V188H172ZM182 189V188H181ZM184 189V188H183ZM192 190H194L192 187H191ZM82 190V189H80ZM78 190V191H80ZM84 190V189H83ZM82 190V191H83ZM87 190V187L85 189V191ZM116 190V189H114ZM120 190V189H119ZM162 190V189H161ZM188 190V189H187ZM260 190V191H259ZM92 191V189H91ZM94 191V189H93ZM118 190H116L117 192ZM121 191V190H120ZM135 191V190H134ZM150 191V190H149ZM155 191V190H154ZM171 191V190H170ZM178 191V190H177ZM183 192V190H181ZM185 191V190H184ZM74 192V194H73ZM72 194L73 195H76L77 192L75 193V191H73ZM81 192V191H80ZM126 189H125V193H126ZM167 192V189L166 191ZM181 194H184L182 193ZM190 192V191H189ZM82 193V192H81ZM86 192H84L83 194L85 195V198L89 197L88 194L87 197H86ZM95 193V192H94ZM122 195H123V191L121 192ZM124 193V194H125ZM130 193V191H129ZM134 193H137L134 192ZM141 193H143V191H141ZM149 193V192H148ZM161 193V191H160ZM163 193V192H162ZM170 193V192H169ZM177 193V192H176ZM187 193V192H186ZM194 195H195V192H193ZM198 193V192H196ZM116 194V193H115ZM120 194V193H119ZM117 193V195H119ZM146 194V193H145ZM158 194V193H157ZM180 194V193H179ZM201 193L199 192V195ZM127 195V193H126ZM125 195V196H126ZM130 195V194H129ZM134 195V194H132ZM142 195V194H141ZM153 195V194H152ZM167 195V193H166ZM172 195V194H170ZM192 195V194H191ZM216 195V194H215ZM78 197L81 196V194L77 195ZM83 196V195H82ZM124 196V195H123ZM128 196V195H127ZM143 196V195H142ZM147 196V195H146ZM149 196V195H148ZM151 196V195H150ZM165 196V194H164ZM182 196V195H181ZM186 196V195H185ZM198 196V195H197ZM201 199L203 201V195L201 194ZM72 197V196H71ZM76 197V198H78ZM93 197V196H91ZM115 197V196H113ZM120 197V196H119ZM131 197V196H130ZM141 197V196H140ZM170 197V196H169ZM189 197V196H188ZM66 198V199H64ZM75 198V197H74ZM81 198V197H80ZM95 198V197H94ZM122 198V197H121ZM124 198H127V197H124ZM135 199V196L132 197ZM149 198H152L149 197ZM148 198V199H149ZM161 198V197H159ZM159 198H158V201H159ZM168 198V197H167ZM165 198V200L167 199ZM186 198V197H185ZM70 199V198H69ZM79 199V198H78ZM170 199V198H169ZM167 199V200H169ZM178 199V198H176ZM182 199V198H181ZM187 199V198H186ZM245 199V198H244ZM244 199H241L239 202H242ZM73 199L71 198L70 201H72ZM82 200V199H81ZM79 200V201H81ZM84 200H87V199H84ZM94 200V199H93ZM118 200V199H117ZM116 200V201H117ZM129 200V199H128ZM133 200V199H132ZM139 200V199H137ZM142 200V199H141ZM139 200V201H141ZM154 199H152L153 201ZM162 200V198H161ZM180 200V199H179ZM197 200V199H196ZM76 201V200H75ZM113 201V202H112ZM121 201V199H120ZM127 201V200H126ZM125 201V202H126ZM139 201H135L136 203H138ZM154 201H157L156 198ZM172 201V200H171ZM178 202V200H176ZM182 201V200H181ZM186 202V200H184ZM69 202V200L67 201ZM74 202V201H72ZM83 202V201H81ZM87 202V201H85ZM119 202V201H118ZM124 202V201H123ZM124 202V203H125ZM133 204L134 201H132ZM150 202V201H149ZM176 202V203H177ZM188 202V201H187ZM77 203V202H75ZM89 203V202H87ZM87 203H85L87 205ZM92 203V202H91ZM143 203V201H141V204ZM146 204L147 203V200L145 202ZM153 203V202H152ZM168 203V202H167ZM172 203H174V201H172ZM171 203V204H172ZM71 203L69 202V207L71 205H73L74 203ZM81 204V203H80ZM79 204V205H80ZM93 204H94V201H93ZM117 204V202H116ZM120 204V203H119ZM123 204V203H122ZM127 204V203H125ZM139 204V203H138ZM137 204V205H138ZM144 204V203H143ZM160 204V203H159ZM164 204V203H163ZM166 204V203H165ZM179 204V203H178ZM182 204H183V201H182ZM241 203H238V204H233V205H230V204H227L226 206H228L230 209H233L234 207L237 208V206H239ZM67 205V203H66ZM78 205V204H77ZM82 206V205H80ZM118 205V204H117ZM121 205V204H120ZM130 205V204H129ZM181 205V203H180ZM179 205V207H180ZM63 206V205H61ZM65 206V204H64ZM76 206V205H75ZM90 206V204H89ZM92 206V205H91ZM139 206V205H138ZM137 206V207H138ZM145 206V205H144ZM147 206V205H146ZM149 206V205H148ZM152 206V205H151ZM149 206V207H151ZM154 206V205H153ZM157 206V204H156ZM170 206V205H169ZM173 208H174V205H172ZM171 206V208H172ZM177 206V205H176ZM175 206V207H176ZM66 207V206H65ZM72 207V206H71ZM77 207V208H78ZM94 207V205H93ZM123 207H126L125 205ZM123 207H121L120 209H122ZM129 208V206H127ZM136 207V208H137ZM141 207V206H140ZM167 207V206H166ZM64 208V207H63ZM67 208V207H66ZM73 208V207H72ZM135 208V210H136ZM142 208V207H141ZM155 208V207H153ZM164 208V207H163ZM162 208V209H163ZM168 208V207H167ZM80 209V208H79ZM78 209V210H79ZM157 209V207L155 208ZM166 209V208H165ZM170 209V208H169ZM168 209V210H169ZM181 209V207H180ZM179 209V210H180ZM69 210V209H68ZM113 210H116L115 207ZM123 210V209H122ZM127 210V208H126ZM130 210V209H129ZM146 210H150V208H146ZM154 210V209H153ZM174 209H171L170 211H172ZM66 211V210H65ZM64 211V212H65ZM76 211V210H75ZM74 211V212H75ZM125 211V208L124 210ZM131 211V210H130ZM129 211V212H130ZM152 211V210H151ZM150 211V214H152ZM160 211H162L160 209ZM178 211V210H177ZM70 212V211H69ZM80 212V211H79ZM113 212V211H112ZM147 212V211H146ZM156 212V211H155ZM158 212V211H157ZM164 212V210H163ZM162 212V213H163ZM180 212V211H179ZM76 213V212H75ZM109 213V212H108ZM117 213V211H116ZM115 213V215H116ZM135 213V212H134ZM136 213H139L136 212ZM135 213V215H137ZM142 212H140L141 214ZM144 213V212H143ZM161 213V212H160ZM165 213V212H164ZM168 213V212H167ZM176 212H174V216H178V215H175ZM233 212H231V214L229 216H226L224 215L225 219H226V223L230 224V225H235V216H233L232 214ZM64 214V213H63ZM80 214V213H79ZM104 214V213H103ZM110 214V213H109ZM118 214V213H117ZM120 214H121V210H120ZM154 214V213H153ZM170 214V213H169ZM180 214V213H179ZM203 214V213H202ZM205 214V213H204ZM203 214V215H204ZM76 215V214H75ZM100 215V214H99ZM98 215V216H99ZM111 215V214H110ZM109 215V216H110ZM119 215V214H118ZM117 215V216H118ZM127 215V213L125 214ZM134 215V214H133ZM133 215L130 216L133 218ZM134 215V216H135ZM145 215V214H144ZM156 215V214H155ZM154 215V216H155ZM173 215V214H172ZM62 216V215H61ZM92 216V215H91ZM101 216V215H100ZM107 216V215H105ZM120 216V215H119ZM138 216V215H137ZM141 215H139L140 217ZM146 216V215H145ZM152 216V215H151ZM159 216H161L159 214ZM171 216V215H170ZM64 217V216H63ZM73 217V216H72ZM147 217V216H146ZM157 217V216H156ZM166 217V215H165ZM168 217V216H167ZM172 217V216H171ZM203 216H201L202 218ZM62 218V217H61ZM115 218V217H114ZM126 217H124V220H125ZM129 218V217H128ZM126 218L127 220L125 221L124 225H132L134 228L136 227L137 228V222L136 221H132L130 218L128 219ZM144 218V217H142ZM163 218V217H162ZM173 218V217H172ZM176 218V217H174ZM173 218V219H174ZM90 219H94V218H90ZM89 219V220H90ZM145 219V218H144ZM157 219V218H156ZM169 219V218H168ZM177 219V218H176ZM179 219V217H178ZM198 219V218H197ZM112 220V219H111ZM114 220V219H113ZM123 220V221H124ZM136 220V219H135ZM148 220V219H147ZM158 220V219H157ZM164 220V219H162ZM180 220V219H179ZM202 220V219H201ZM200 220V221H201ZM122 221V223H123ZM150 221V220H149ZM154 221V220H153ZM160 221V220H159ZM158 221V222H159ZM167 221V220H166ZM170 221V220H169ZM168 221V222H169ZM174 221V220H172ZM171 221V222H172ZM205 221V220H204ZM96 222V221H95ZM136 224H134V223ZM145 222V221H144ZM161 222V221H160ZM165 222V221H164ZM171 222L169 224H171ZM86 223V222H85ZM100 223V222H99ZM103 223V222H102ZM151 223V222H150ZM166 223V222H165ZM173 223V222H172ZM201 223V222H199ZM209 222L207 221L206 224H208ZM58 224H60L59 226H57ZM158 224V223H157ZM157 224H155L154 226H157ZM163 224V223H162ZM168 224V225H169ZM175 224V223H174ZM173 224V225H174ZM180 224V223H179ZM205 224V225H206ZM210 224V223H209ZM208 224V225H209ZM213 224V223H212ZM263 226L260 228L261 230H259V233H252L251 232V236L249 239H238L237 240V243H240L241 246H244L245 247V250L246 251H242L240 249V247H237L235 244H232V246L234 245L235 248H237V251L238 249H240V253L243 254V256L245 257L244 259L246 260V263L245 264H264V222L262 223ZM76 225V224H75ZM96 225V224H95ZM94 225V226H95ZM100 225V224H99ZM111 225V224H110ZM153 225V224H152ZM161 225V224H160ZM160 225H158L160 227ZM167 225V226H168ZM176 225H178L176 223ZM203 224H201L202 226ZM208 225H207V228H208ZM223 225V224H222ZM116 226V225H115ZM118 226V225H117ZM147 226H149V224L147 223L146 225V229H147ZM200 226V225H199ZM198 226V228H199ZM200 226V228H201ZM204 226V225H203ZM218 226H221V225H217ZM124 227V226H123ZM126 227V226H125ZM132 227V228H133ZM170 227V226H169ZM168 227V228H169ZM197 227V226H196ZM216 227V226H215ZM223 227V226H222ZM62 228V227H61ZM60 228V229H61ZM66 228V227H65ZM64 228V229H65ZM87 228V225L86 227ZM140 228V227H138ZM144 228V227H143ZM141 229L142 233L145 234V236L148 238H154V236L150 233V231H148L149 227L147 230L146 229ZM167 228V227H166ZM165 228V229H166ZM175 228V227H174ZM195 228V226H194ZM204 228V227H203ZM206 228V229H207ZM219 228V227H218ZM229 228V227H228ZM89 229V228H88ZM102 229V228H101ZM107 229V228H106ZM157 229V228H156ZM162 229V228H161ZM161 229H159L161 231ZM177 229V227H176ZM215 229V228H214ZM63 230V229H62ZM61 230V231H62ZM91 230V229H90ZM139 230V229H138ZM151 230V229H149ZM164 230V228H163ZM167 230V229H166ZM165 230V232H166ZM171 230V229H169ZM168 230V231H169ZM173 230V229H172ZM181 230V229H180ZM209 230V229H208ZM210 230H213V229H210ZM219 230V229H218ZM225 232V229H222L221 231ZM227 230V229H226ZM61 231L59 230V232L61 233ZM110 231V230H109ZM133 231V230H132ZM175 231V230H174ZM182 231V230H181ZM201 231V230H200ZM217 231V230H216ZM220 231V230H219ZM218 231V232H219ZM58 232V233H59ZM63 232V231H62ZM80 231H78L79 233ZM100 232V231H99ZM103 232V231H102ZM117 232V231H116ZM135 232V231H133ZM170 232V231H169ZM188 232V231H187ZM207 232V230H206ZM211 232V231H209ZM213 232V231H212ZM223 232V233H224ZM81 233V232H80ZM139 233V231L137 232ZM159 233V232H158ZM163 233V232H162ZM197 233V232H196ZM216 233V232H215ZM222 233V234H223ZM227 233V232H226ZM108 234V233H107ZM157 234V233H156ZM155 234V236H156ZM165 236H166V233H164ZM199 234V232L197 233ZM204 234V233H203ZM207 234V233H206ZM210 234V233H209ZM218 234V233H217ZM220 236H221V233H219ZM66 235V234H65ZM95 235V234H94ZM97 235V234H96ZM121 235V234H120ZM161 235V234H160ZM168 235V234H167ZM179 235V234H178ZM192 235H195V234H192ZM214 234L212 233V236ZM225 235V234H223ZM222 235V236H223ZM228 235V234H227ZM62 236V235H61ZM71 236V235H70ZM74 236V234H73ZM78 236V234H77ZM80 236V235H79ZM86 236V234H85ZM84 236V237H85ZM108 236V235H107ZM117 236V235H116ZM159 236V235H157ZM156 236L155 239H157V242H159L158 244L161 246V251L162 252H165V253H169V254H173L174 257H176L175 259H177L176 261L174 260L173 262H176L175 264H223L222 262H214L213 259L211 257L208 258V262L205 261V256H201L199 254H194L193 252L189 251V248H182V246L179 245L176 246L175 248L171 247V245H174L172 243H169L170 239H168L169 241L163 239V238H159ZM164 236V237H165ZM207 236V235H206ZM209 237H211L210 235H208ZM221 236V237H222ZM262 236V237H261ZM174 237V236H173ZM180 237V236H179ZM187 237V236H186ZM208 237V238H209ZM216 237V236H214ZM219 237V236H218ZM219 237V238H221ZM224 237V236H223ZM226 237V236H225ZM228 237V236H227ZM85 238H88V237H85ZM84 238V239H85ZM90 238V237H89ZM103 238V237H102ZM114 238V237H113ZM145 238V237H144ZM143 238V239H144ZM198 238V237H196ZM202 238V237H201ZM206 238V237H205ZM230 238V237H229ZM67 239V237H66ZM65 239V240H66ZM98 239V238H97ZM146 239V238H145ZM146 239V240H147ZM204 239V237H203ZM218 239V238H217ZM102 240V239H101ZM116 240V239H115ZM201 240V239H200ZM209 240V239H208ZM214 240V238H213ZM222 240V238H221ZM61 241V239H60ZM75 241V240H74ZM91 241V240H89ZM93 241V239H92ZM118 241V240H117ZM215 241V240H214ZM65 242V241H64ZM142 242V241H141ZM178 242V240H177ZM92 243V242H91ZM95 243V242H94ZM124 243V242H123ZM199 243V242H198ZM206 243V242H205ZM209 243L211 242H208L207 244L210 245ZM218 243H220L218 241ZM234 243V242H233ZM77 244V243H76ZM84 244V243H83ZM88 244V243H87ZM86 244V245H87ZM142 244V243H141ZM206 244V245H207ZM227 244V243H226ZM229 244V243H228ZM121 245V244H120ZM119 245V246H120ZM146 245V244H145ZM144 245V246H145ZM150 245V244H149ZM159 245H157L156 247H153V248H157ZM214 245V244H213ZM212 245V246H213ZM222 245V244H221ZM221 245H218V246H221ZM101 246V245H100ZM147 246V245H146ZM153 246V244H152ZM152 246H151V250H152ZM155 246V245H154ZM216 246V247H218ZM224 246V245H223ZM190 247V246H189ZM227 247V245H226ZM85 248V247H84ZM115 248V247H114ZM129 248V247H128ZM134 248V247H133ZM146 247H144L143 249H145ZM192 248V247H191ZM204 248V246H203ZM214 248V246H213ZM213 248L211 250H213ZM220 248V247H218ZM230 248V247H229ZM250 248H252V250H259L261 252V254H251V253H247L248 251H250ZM149 251H150V248L148 247ZM195 249V248H194ZM198 248H196L197 250ZM205 249H206V246H205ZM204 249V250H205ZM209 249V248H208ZM221 249V248H220ZM227 249V248H226ZM122 250V249H121ZM120 250V251H121ZM139 250V249H138ZM147 250V248L145 249ZM207 250V249H206ZM210 250V251H211ZM229 250V249H228ZM231 250V249H230ZM234 250V249H233ZM141 251V250H139ZM143 251V250H142ZM148 251V252H149ZM154 251V249H153ZM203 251V250H202ZM215 251V250H214ZM126 252V251H125ZM146 252V251H145ZM147 252V253H148ZM152 252V251H151ZM150 252V253H151ZM196 253V251H194ZM228 252V251H227ZM90 253V252H89ZM115 253V252H114ZM122 253V252H121ZM156 253V252H155ZM154 253V254H155ZM159 253H161L159 251ZM158 251L157 253L152 256H150L152 259L157 255L159 254ZM163 253V254H165ZM204 253V252H202ZM208 253V252H207ZM212 253V252H211ZM219 253V252H218ZM237 253V252H236ZM93 254V253H92ZM123 254V253H122ZM121 254V255H122ZM149 254V253H148ZM224 254V253H223ZM90 255V254H89ZM131 255V254H130ZM134 255V254H133ZM132 255V256H133ZM160 255L162 254H159V256H156L157 257H160ZM204 255V254H203ZM214 255V253H213ZM221 255V254H220ZM258 255V256H256ZM128 256V255H127ZM149 256V255H148ZM154 256V257H153ZM163 256V255H162ZM160 257L163 258V257ZM239 256V254L237 255ZM237 256H234L235 260H236V257ZM241 256V255H240ZM88 257V256H87ZM135 257V256H134ZM148 257V258H150ZM215 257V256H214ZM221 257V256H220ZM223 257V256H222ZM230 257V256H229ZM91 258V257H90ZM147 258V257H146ZM145 258V259H146ZM155 260H158L156 259ZM89 259V258H88ZM110 259V258H109ZM112 259V258H111ZM129 259V258H128ZM133 259V258H132ZM151 259V260H152ZM159 259V260H160ZM173 259V258H172ZM225 259H226V256H225ZM224 259V261H225ZM228 259V257H227ZM238 259V258H237ZM93 260V259H92ZM91 260V261H92ZM122 260V259H121ZM120 260V261H121ZM131 260V259H130ZM154 260V262L156 263V261ZM207 260V259H206ZM90 261V262H91ZM119 261V262H120ZM140 261V260H138ZM137 261V262H138ZM164 262V260H162ZM160 261L159 263L162 264L163 262ZM237 261V260H236ZM86 262V263H85ZM114 262V261H113ZM117 262V261H115ZM133 262V261H132ZM137 262H134V264H138ZM141 262V261H140ZM145 262V261H144ZM158 262V261H157ZM121 263H124L123 260ZM129 263V262H128ZM127 263V264H128ZM131 263V262H130ZM129 263V264H130ZM153 263V261H152ZM158 263V264H159ZM169 263V261H168ZM234 263V262H233ZM91 264V263H90ZM118 264V263H116ZM126 264V262H125ZM133 264V263H131ZM140 264H144L143 261L142 263ZM148 264H151L149 261H148ZM171 264V262H170ZM174 264V263H172ZM235 264V263H234Z\"/></svg>",
    "mask_w": 264,
    "mask_h": 264
},
{
    "label": "rangeland",
    "instance_id": "rangeland-1",
    "mask_svg": "<svg viewBox=\"0 0 264 264\" xmlns=\"http://www.w3.org/2000/svg\"><path fill=\"white\" fill-rule=\"evenodd\" d=\"M180 1H182V2H180ZM185 1V2H184ZM187 1H190V2H187ZM196 0H177V2H178V5L177 6H179L180 7V11H179V7L178 8H173V9H157L158 10V13H160L162 10V12H163V15L165 14L166 16L164 17V18H167V20L166 19H162V21L159 19V18H156L155 17V21H151V22H148V26H150V25H152V26H150V27H148L147 25L145 26V27H143L142 29H136V30H132L131 28H129L130 27V25H128L129 23H130V20H128L127 21V23H123L122 24V22H120V21H118V19L115 21V18H118V17H116L115 16V14H114V12H112V10H110V9H106V10H104L105 8H103L104 7V5L100 2V0L99 1H97V0H92V2H91V4H94L93 6H95L94 8L95 9H92L93 11V14L94 13H96V15H93V18L91 19V22H90V28L92 29L91 31L93 32H91V43H98V42H102L103 43V45H101V46H103V47H101L102 49V55L100 56V61H101V64H100V67H102V69H103V71H102V74L104 73V74H107V75H104V77H103V79H99L98 80V73H92V72H90V74L88 75H86V81L88 82V84L89 85H91L92 83H93V85L95 86V87H93L92 86V89L94 88L95 90H93L94 92H92V97H93V102H94V104H95V106L96 107H98L99 105V107H100V109H103L102 110V112H104L105 113V111H106V113L104 114V115H106L105 117L107 118L106 119V121H104L103 122V125H102V123H97L96 122V124H98V125H95V122H87V124H86V121L85 122H83V121H80L79 119H75L74 121H72V122H70V125H71V127L72 128H74L75 130H76V132L74 131V129H71V131H70V135H72L73 137H74V135H75V133H77L78 131H79V133L78 134H76V135H78L77 137V141H78V139H79V137H80V139H81V141H83V142H80V139H79V143H78V146H77V143L76 142H73L72 141V136H71V141H70V143H75L76 145H75V147H76V149L74 150L75 152H76V150H77V153L78 154H80L79 153V149L77 148V147H79L80 148V146H82V144L84 143V145H86L85 147H86V150L89 152V154H91V155H89V160L86 162L85 161V163H81V162H79V161H81V158H80V160H78L79 159V155H76V153H75V155L73 154V158L72 159H65L66 157L64 156L63 157V155H61V154H59V156H58V154H56V153H58L59 152V150L57 151L56 149H54L53 151L55 152L54 153V156H55V159H56V162H57V175H58V177L62 180V181H65L64 179H65V176H66V179L68 180V181H70V182H72V184H70V182H68L67 180V182L70 184V185H72V186H70V188H71V190L72 189H74V190H72V191H70V189H69V192H70V194H69V197H68V199H67V201L69 200V202L72 204V203H74L73 205H71L70 207H69V202H67L66 200H64V202L62 201L61 202V204H60V215H59V218H58V220H57V222L56 223H59V222H61V221H63L64 220V218H65V216L67 215L66 213H69V215H72V216H70L69 217V224L68 225H63V226H60V228H59V230L61 231L62 229V231H61V233L59 232V230L58 231H56L57 232V236L59 237V244L60 245H64V244H66L67 243V241H71L70 239H73L74 237V240H72L71 242H76V240L78 239L79 240V238H80V241H78L79 242V245H78V242H76L75 243V248H77L78 249V247L77 246H79V247H83V250H85V254H86V264H116V263H118V264H120V262H122V260H123V262L124 263H121V264H125V262H126V264L129 262H131V263H133L134 264V262H137L138 260H140V261H138L137 263L138 264H140V263H142V261H143V263L144 264H148V261L151 263V264H158L160 261H162V260H164V262L162 263V264H170V262H171V264L172 263H176V262H173L174 260L176 261L177 259H175L176 257H174V255L173 254H169V253H165V252H162L161 251V246L159 245L160 243L159 242H157V239H155L156 238V236L157 235H159L160 236V238H163V239H165V240H167V241H169L168 239H170V241H169V243H172V244H174V245H171L170 244V246L171 247H173V248H175L176 246H178L179 247V245L180 246H182V248H189V251H191V252H193L194 254H199V252H200V254L199 255H201V256H205L204 258H205V261H207L208 262V258L209 257H211L212 259H213V261L214 262H222L223 264H245L246 263V260L244 259L245 257L243 256V254L242 253H240L241 251H240V249L242 250V251H246L245 250V247L244 246H241L240 245V243H237V240L238 239H241V238H243V239H249L250 238V234H251V232L253 233H259V230H261L260 228L263 226V222H264V191H261V193H256L255 194V192L253 193V194H249V195H244V193H246V190L247 189H252V190H254L255 189V187L258 185V180H257V177H259V176H263L264 175V123H260L259 124V127H256L255 129L254 128H251L250 130L252 131L251 132V134L249 133L247 136L245 135L244 137L243 136H241V134H239V133H236V134H234V137H233V135H232V141H231V144H233V145H230V144H228V143H226V144H228V146L224 143V144H222V145H220V146H218V147H215L216 149H214V147L212 148V147H210V148H204V147H202L201 149L202 150H200V149H197V150H193V151H195V152H193V151H189V153H187V155L189 156V157H186V154L185 155H181L182 157H183V159H180L179 157H181V156H175V157H173L174 159H172V158H169L168 160H167V162L163 165L164 166V168L167 170V168L168 169H170L169 171H171V172H169L168 170H167V174L165 175V179H164V184H161V186H160V184H154L153 185V178H155V175L153 174V170H154V172L155 171H160V169H157L155 166H153L152 167V165H154L153 163H154V161H152L151 160V157L148 155V146H147V144H146V142L143 140V138L145 137L144 135H145V131L146 130H150L152 127V129H151V132H154V126L152 125L153 123L154 124H156L157 123V121H159L160 120V118L161 117H165V112H167L170 108H166V107H161L162 105H157L156 103H152L151 105H152V107H154V108H152L150 105H149V107H144V108H142V107H139V108H131V107H127L126 105H121L120 103L122 102V101H124L123 99L125 98L124 97V95H125V93H124V91L122 92V89H121V87L122 88H125V86L127 85L128 86V89L129 90H133V89H135L134 87H136V89H135V91H138L139 93H143V92H148V91H151V89H153V90H156L157 88H159V85H161L162 84V82H164L165 81V79L167 80V81H165V83H167V84H169V85H173V86H177V92H178V97L176 98V102H174L175 103V105L174 104H172V107H174V106H179V105H185L192 97H190V96H192L193 94L192 93H196V89H198L199 88V86L201 87V86H205V84H207L208 82V79H210L211 77H208V76H206L207 74L206 73H203L204 71H205V68H206V65H204V63H202L201 61H200V58H196V55H197V53L199 54V51H197V50H201V48H203V46H205L206 44H208V43H211V42H214V41H216L217 39L216 38H218V36H220V38H218L220 41H219V45H221L219 48V51H221L220 53H219V55H223L224 56V58L226 59V61L228 62V63H231V61L233 62V61H236V60H234V59H237V60H239L240 59V61H242V59H243V63H250V62H258L260 59H259V56H258V51H257V41H254L253 39H251V36H249L248 35V28L243 24V23H241V22H243L242 21V19L241 18H238L239 16H238V10L237 9H233V7H234V5L233 4H235V5H238V4H236V3H239V2H241L242 0H231V3H230V0H202L201 2H203V3H200L199 5H200V8H203V7H205L204 9H194L193 7V4H196V2H195ZM244 1V0H243ZM82 2V3H81ZM88 2V0H80V3H78L79 5L78 6H76V8L77 9H75V12H79L80 14L81 13H83V12H86V14H88V11H89V9H90V7L87 5V4H85V3H87ZM98 4H97V3ZM227 2V3H226ZM230 5H229V4ZM23 4H24V0H0V63H3V65L5 64V66L7 65V71H11V72H9V73H11L12 74V76H11V79H10V81L11 82H13V83H16L17 84V82H19V83H21V82H23V80L24 79H26L27 80V83L29 84V82L30 81H32L33 83H34V87L35 88H37V89H40L41 90V92L43 93L44 91H48L49 89H52V88H54V86H55V77H56V73H57V71H56V69L55 68H53V66H52V64H54L55 62H57L60 58H61V55L63 54L62 52H61V46H60V48L59 47H56V46H54V47H52L50 50H49V56H51V58L50 57H47V54H45V53H42V54H40V56H39V66L36 68V69H34L33 71H31L30 73H23L22 71H21V69H20V66L18 65V63H17V61H18V59H17V56H18V52L19 51H17L16 52V49L17 48H19V47H23V48H26V47H29V46H31V47H33V46H40L39 48L40 49H42V45H41V41H42V39H43V36H44V34H42V27L40 26V23L39 22H36L35 21V17H34V15H32L30 12H28L27 10H25V9H23L22 7H23ZM81 4V5H80ZM103 6H102V5ZM183 5V7H186V9H183V7H182V5ZM184 4H186V5H184ZM189 4L191 5V6H189ZM204 4H205V6H204ZM232 4V5H231ZM239 4H241V3H239ZM77 5V4H76ZM82 5H83V7H82ZM226 7V8H228V9H224V6ZM229 5V6H228ZM193 6V7H192ZM202 6V7H201ZM87 7V8H86ZM97 7V8H96ZM208 7H210V8H208ZM99 8V9H98ZM192 8H193V11H191L192 10ZM181 9H182V11H181ZM80 10V11H79ZM91 10V9H90ZM100 10V11H99ZM101 10L103 11V12H105L106 11V13H109V14H114V16H112V15H109V14H107L106 15V13H104L103 14V12H101ZM107 10L109 11V12H107ZM161 10V11H160ZM184 10V11H183ZM187 10H189L190 12H191V14H190V12L189 11H187ZM196 10H197V12H196ZM83 11V12H82ZM99 11V12H98ZM110 11H111V13H110ZM174 11V12H173ZM186 11V12H185ZM90 13H91V11H89ZM97 12H98V14H97ZM182 12H183V14L185 15V16H187L186 18H185V16L182 18L181 16H180V13H181V15H182ZM188 12V14H185V13H187ZM193 12V13H192ZM20 13V14H19ZM89 13V14H90ZM169 13H170V15H169ZM177 13V14H176ZM242 13V12H241ZM247 14H246V16H247V18L250 16V13H249V15H248V12H246ZM156 14V12L155 11H153L152 13H151V18H153L154 16H152V15H155ZM172 14V15H171ZM179 14V15H178ZM196 14H198V15H196ZM100 15V16H99ZM101 15H102V17H101ZM106 16V18H105V16ZM95 16V17H94ZM98 16L100 17L99 18V20H97V18H98ZM155 16H158L157 14L155 15ZM169 16V17H168ZM236 16V17H235ZM109 17H110V19H109ZM176 17V18H175ZM181 17V18H180ZM190 17H193V18H190ZM174 18V19H173ZM228 18H230V19H228ZM102 21H101V20ZM106 19V20H105ZM108 19V20H107ZM158 19V20H157ZM173 19V20H172ZM176 19V20H175ZM179 19V20H178ZM183 19V20H182ZM197 19V20H196ZM232 19V20H231ZM235 19V20H234ZM241 19V20H240ZM172 20V21H171ZM175 20V21H174ZM182 20V21H181ZM184 20H185V22H184ZM239 20L241 21V22H239ZM53 22H52V25H55V27H57V29L58 28H60V29H63V28H66V27H69V26H71L72 25V19H71V17H69L68 15H66V14H61L60 16H58V17H56V18H54L53 20H52ZM92 21H93V23H92ZM107 21V22H106ZM165 21V22H164ZM168 21V22H167ZM178 21V22H177ZM200 21V22H199ZM228 21H229V23H230V21H231V24H229L228 23ZM100 22V23H99ZM105 22V23H104ZM118 22V23H117ZM157 22V23H156ZM165 23V24H163V23ZM183 24H182V23ZM187 22H188V25H187ZM192 22L194 23V24H192ZM98 23V24H97ZM101 23H102V25H101ZM108 23V24H107ZM117 23V24H116ZM149 23H151V24H149ZM169 25H168V24ZM181 23V24H180ZM216 23V24H215ZM97 24V26H94V25H96ZM104 24H106V26H103ZM160 24H162V25H160ZM186 24V25H185ZM221 24H223V25H227V27H225V28H227L226 30H225V28L224 27H221V28H223V32H222V29L220 28L219 29V27H220V25ZM116 25H118V26H116ZM127 27H126V26ZM155 25H159V27H157V26H155ZM178 25V26H177ZM180 25H185V28H186V31H185V34L183 35V36H185V37H183L184 39H183V41H184V44H185V46H188L189 47V49H190V52H191V58H192V60H193V65L194 64H197L198 63V65L196 66V68H198V69H196V76H195V80L193 81H191V82H194V83H190V81H189V83H187L186 81H185V79H183V78H178L179 77V72H177V70H173L172 68H168V66L163 62V61H161V56H163V53H161L162 51L163 52H165V51H167L168 52V50L170 51L173 47H172V43H169L167 40H168V36H170V37H173L174 36V32H175V28L174 27H181ZM201 25V26H200ZM217 25V26H216ZM233 25V26H232ZM237 25H239L238 27H237ZM94 27V29H93V27ZM102 26V27H101ZM120 26V27H119ZM124 26V27H123ZM129 26V27H128ZM160 26H161V28H160ZM172 26V27H171ZM231 26H232V28H231ZM241 26V27H240ZM54 27V28H55ZM116 27H118V28H116ZM148 27V28H147ZM154 29V30H152V28ZM164 27V28H163ZM167 27L169 28V29H167ZM188 27V28H187ZM244 27V28H243ZM41 28V29H40ZM54 28H53V30H54ZM96 28V29H95ZM99 30H98V29ZM104 28V29H103ZM109 28V29H108ZM127 28H129L128 29V31H126L127 30ZM151 28V29H150ZM241 28H242V30H241ZM57 29H55V31H58ZM59 29V32L61 31ZM115 29V30H114ZM119 29V30H118ZM147 29V30H146ZM158 29V30H157ZM164 29H165V31H164ZM167 29V30H166ZM231 29V30H230ZM232 29H234V32L232 31ZM240 29V30H239ZM100 30H102V31H100ZM106 30H108V31H106ZM121 30V31H120ZM123 30H124V32H125V35H121V34H124V32H123ZM174 30V31H173ZM215 30V31H214ZM220 30V31H219ZM34 31H38L39 32V34H40V36H39V34H36L34 37H32V38H26L25 37V35H30V34H32ZM55 31H53V32H55ZM99 31V32H98ZM133 31V32H132ZM151 31V32H150ZM163 32L162 34L160 33V32ZM171 31H173V34H172V32ZM189 31H191V32H189ZM227 31V32H226ZM229 31V32H228ZM244 31V32H243ZM250 31V30H249ZM129 32H131V34L129 33ZM134 32H136L137 34L138 33H140V34H136V33H134ZM148 32V33H147ZM150 32V33H149ZM155 32H156V34H155ZM168 32H170V33H168ZM217 32V33H216ZM231 32H233V33H231ZM242 32H243V34H245L246 33V35H247V37H246V35H245V37H246V39H245V37H244V35L242 34ZM57 34H53L54 36H57V37H62V35H61V33H58V32H56ZM99 33V34H98ZM144 33H145V35H144ZM146 33L148 34L147 36H146ZM159 33V34H158ZM226 33V34H225ZM227 33H229V34H227ZM241 33V34H240ZM98 34V35H97ZM102 36H101V35ZM130 36H129V35ZM151 34V35H150ZM167 34H169V35H167ZM172 34V35H171ZM216 34V35H215ZM221 34V35H220ZM237 35V36H234L233 37V35ZM100 35V36H99ZM105 35V36H104ZM108 35V37L106 38V36ZM111 35H112V37H111ZM127 35H128V38H127ZM153 35V36H152ZM159 35V36H158ZM160 35H161V37H160ZM166 35V36H165ZM215 35V36H214ZM229 35V36H228ZM230 35H232V36H230ZM239 35H241L240 37H239ZM242 35H243V38H242ZM114 36H115V38H114ZM117 36V37H116ZM132 36V37H131ZM141 36V37H140ZM145 38H144V37ZM149 36V37H148ZM157 36V37H156ZM163 36H165V37H163ZM248 36H249V38H248ZM101 37V38H100ZM133 37H135V39L133 38ZM138 39H137V38ZM157 38V40H156V38ZM159 37V38H158ZM166 37H167V39H166ZM229 39H227V38ZM239 37V38H238ZM18 38V40L16 41V43H12V41H8L7 43H6V47L4 46V44H5V41L6 40H16ZM35 38V39H34ZM103 38V39H102ZM105 38V39H104ZM125 38V39H124ZM130 38V39H129ZM139 38H141L142 39V41H145L144 43L143 42H141V39H139ZM150 41L151 39L153 40V38H155L154 40H153V43H152V40L150 41V43H147V42H149V41H147V39ZM161 38V39H160ZM164 38H165V40H164ZM235 39V41H236V44H235V46L237 47L236 49H234V43H235V41H234V39ZM111 39H112V41H111ZM114 39V40H113ZM116 39H118V40H116ZM128 39H129V41H128ZM131 39H133V40H131ZM137 39V40H136ZM144 39V40H143ZM158 39H159V44L158 43H156V42H158ZM163 39V40H162ZM237 39H238V42H237ZM247 39H248V41L250 42L251 40H253V42L251 41L250 43L251 44H253V45H255V43H256V46H254L253 47V45H251L249 42H247ZM124 40V41H123ZM212 40V41H211ZM232 40H233V42H232ZM244 40L246 41V42H244ZM104 41V42H103ZM112 42L111 44L112 45H115V46H117V43H118V46H117V49L119 48V49H121V51H124V52H126L127 54L129 53V55H131L132 54V59H133V66L135 67L134 68V75H132V74H130V76L128 77V75L127 74H124V70H123V67H125L124 65H123V67H117V66H115V65H113L112 63H110V60H109V56H108V50L110 49V48H107V50H106V47H104V45L105 46H107V47H109V42ZM122 41V42H121ZM127 41V42H126ZM135 41H137V43L135 42ZM156 41V42H155ZM162 41H166L165 43H163ZM211 41V42H210ZM225 41V42H224ZM108 42V43H107ZM115 42V43H114ZM127 44H126V43ZM130 42H132V43H130ZM140 42V43H139ZM230 42H231V44H230ZM244 42V43H243ZM26 43V44H25ZM142 43V44H141ZM168 43H169V45L171 46H169L168 45ZM197 43H199V44H197ZM227 43V44H226ZM121 44L123 45V46H121ZM124 44H126V45H124ZM128 44H129V47H128ZM137 44V45H136ZM139 44H141V45H139ZM148 44V45H147ZM149 44H151V45H149ZM240 44H243L244 46H242V45H240ZM247 44V46H245ZM132 45V46H131ZM146 45H147V47L149 48H147L146 47ZM165 45H166V47H165ZM224 45V46H223ZM227 45V46H226ZM239 45V46H238ZM250 45H251V47H250ZM158 46V47H157ZM196 46L199 48H196ZM201 46V47H200ZM226 46V47H225ZM100 47V46H99ZM125 47H127L126 49H125ZM146 47V48H145ZM151 47V48H150ZM231 47V48H230ZM238 47H240V48H238ZM133 48V49H132ZM136 50H135V49ZM142 48V49H141ZM154 48V49H153ZM158 48V49H157ZM168 48V49H167ZM223 48V50H221ZM226 48H227V50H226ZM10 51V52H12V53H9L8 51ZM125 49V50H124ZM140 49V50H139ZM150 49H151V53H148V52H150ZM157 49V50H156ZM159 49L161 50V51H159ZM193 49V50H192ZM195 49V50H194ZM231 49V50H230ZM238 49H242V50H245L246 51V53L245 52H242V50L241 51H239ZM247 49V50H246ZM106 50V51H105ZM127 50H128V52H127ZM143 50H144V52H143ZM146 50L148 51V52H146ZM209 52H207V51ZM225 50V51H224ZM234 51L235 52V50L237 51V53L239 54V55H237V53L235 52H228V51ZM249 50H251L252 52H250ZM131 51V52H130ZM143 52V54H142V52ZM153 51L155 52V53H153ZM197 51V52H196ZM218 51V50H217ZM223 51H224V53H223ZM228 53H227V52ZM135 52V53H134ZM136 52H138V53H136ZM166 52V53H167ZM205 54H211L210 52H211V46L209 47L208 46V48H207V46H206V48L204 49V51H203ZM242 52V53H241ZM5 54L4 56H2V54ZM140 53V54H139ZM158 53V54H157ZM195 53V54H194ZM226 53V54H225ZM246 55V57H244L245 55ZM257 53V54H256ZM14 54V55H13ZM146 54H150L149 55V57H147L148 55H146ZM152 54V55H151ZM154 54H155V56H154ZM228 54V55H227ZM232 54H235L234 56L235 57H233L232 56ZM250 54V55H249ZM255 54V55H254ZM136 55V56H135ZM138 55V56H137ZM140 55V56H139ZM244 55V56H243ZM257 55V56H256ZM152 56L154 57V58H152ZM158 56V57H157ZM227 58H226V57ZM229 56L231 57V58H229ZM242 56V57H241ZM253 56V57H252ZM105 57V58H104ZM148 58V61H147V58ZM207 57V56H206ZM241 57V58H240ZM251 57V58H250ZM255 57L256 58H258L257 60L255 59ZM160 58V59H159ZM245 58V59H244ZM247 58H250V59H247ZM253 58V59H252ZM105 61H104V60ZM135 59V60H134ZM139 61V62H137V60ZM160 61H159V60ZM246 59H247V61H246ZM252 59V60H251ZM14 60H16V63H15V65L17 64V66H14L13 64L14 63H12V62H14ZM53 60H55V61H53ZM108 60V61H107ZM143 60H144V62L146 63H144L143 62ZM154 60H157V61H154ZM253 60H256V61H253ZM107 61V62H106ZM137 63H136V62ZM142 61V62H141ZM149 61H150V63H149ZM203 61V60H202ZM199 62H200V64H199ZM204 62H206V60L204 59ZM102 63H104V65H102ZM119 63H120V61H119ZM148 63H149V65H148ZM109 67H107L106 65ZM123 64V63H122ZM155 64H156V66H155ZM3 65H1L2 66V70H5V67L3 66ZM110 65H112V66H110ZM120 65H121V63H120ZM143 65H146V67L145 66H143ZM163 67H161V66ZM115 66V67H114ZM119 66V65H118ZM122 66V65H121ZM151 66H153V68L151 67ZM160 66V67H159ZM165 66H167V67H165ZM203 67V69H201L202 67ZM111 67V68H110ZM136 67H137V69H136ZM149 67V68H148ZM155 67V68H154ZM119 68V69H118ZM122 68V69H121ZM143 68V69H142ZM151 68V69H150ZM163 70H165V71H162V69ZM165 68V69H164ZM110 71H109V70ZM113 69H116V70H113ZM118 69V70H117ZM149 69V70H148ZM152 69H154V70H152ZM142 70V71H141ZM146 70H147V72H146ZM170 70H171V72H170ZM199 70V71H198ZM136 71H138V72H136ZM114 72V73H113ZM123 72V73H122ZM147 73V75H146V73ZM153 72H154V74H153ZM159 72V73H158ZM6 73V72H5ZM112 73H113V75H112ZM116 73H118L119 74V76H117L118 74H116ZM138 73V74H137ZM161 73H162V75H161ZM67 74V73H66ZM114 74H116V75H114ZM142 76H141V75ZM145 74V75H144ZM178 76H176V75ZM94 75V76H93ZM122 77H121V76ZM126 75V76H125ZM205 75V76H204ZM91 76V77H90ZM97 76V77H96ZM108 76H109V78H110V83H109V78H108ZM134 76V77H133ZM154 76V77H153ZM166 76V77H165ZM167 76H169V80L167 79ZM200 76V77H199ZM113 78V80L115 79V77H117L115 80H114V82L116 81V84H114V82L112 83V78ZM119 77V78H118ZM129 79H128V78ZM153 77V78H152ZM158 77V79H156ZM176 77V78H175ZM182 77V76H181ZM203 77V78H202ZM206 77V78H205ZM63 78H65V77H63ZM107 78V79H106ZM160 78H162L163 80H160ZM174 78H175V81H173L174 80ZM197 78V79H196ZM203 80H202V79ZM94 79L95 80H97V81H94ZM125 79V81H127L126 82V84H124L125 83V81H124V83H122L123 82V80ZM140 79V80H139ZM172 79V80H171ZM200 79V80H199ZM90 80V81H89ZM103 80L106 82H104L103 83ZM119 80H121V81H119ZM129 80V81H128ZM137 80V81H136ZM143 80V81H142ZM178 80V81H177ZM180 80V81H179ZM182 80H184L183 82H181ZM101 83H100V82ZM119 81V82H118ZM131 81H133V82H131ZM134 81L135 82H137L136 83V86H134ZM141 81V82H140ZM145 81V82H144ZM201 81H203L202 83H201ZM206 81V82H205ZM96 82V83H95ZM176 82V83H175ZM181 82V83H180ZM205 82V83H204ZM100 83V84H99ZM141 83V84H140ZM174 83V84H173ZM187 83V84H186ZM200 83V84H199ZM131 84V85H130ZM144 84V85H143ZM153 84V85H152ZM156 86H155V85ZM176 84H180L179 86L178 85H176ZM182 84H184V85H182ZM186 84V85H185ZM194 84V85H193ZM119 87H118V86ZM123 85H125L124 87H123ZM141 85V86H140ZM149 85V86H148ZM150 85H151V88H150ZM196 85H198V86H196ZM118 88H117V87ZM121 86V87H120ZM130 86V87H129ZM132 86H133V88H132ZM143 86V87H142ZM144 86H146V87H144ZM181 86V87H180ZM184 86V87H183ZM102 87H104L105 89H103ZM138 87V88H137ZM148 87H149V89H148ZM156 87V88H155ZM183 87V88H182ZM189 87H190V89H189ZM203 87H201L202 89H203ZM101 88V89H100ZM120 88V89H119ZM132 88V89H131ZM146 88V89H145ZM140 89V90H139ZM185 89V90H184ZM103 90V91H102ZM111 90V91H110ZM145 90H147V91H145ZM187 90V91H186ZM190 92H189V91ZM105 91H107V93L105 92ZM116 91H118V92H116ZM122 93H121V92ZM101 92H104V93H101ZM111 93V94H110ZM191 93V94H190ZM32 96L34 95L35 97H36V95H37V92H33V90L31 91V93H30ZM93 94H94V96H93ZM96 94H97V96H96ZM105 94V95H104ZM119 94H120V96H119ZM101 95H103V97L101 96ZM111 95H113V96H111ZM185 95V96H184ZM188 95V96H187ZM109 96V101L107 100V97ZM123 98H122V97ZM183 98H182V97ZM61 97V96H60ZM101 97V98H100ZM115 97V99H113ZM185 97V98H184ZM187 97H188V99H187ZM190 97V98H189ZM34 98V97H33ZM52 98H55L54 96H52V94H50V96L48 97L47 96V100L46 101H48V104L49 105H53L55 102V99H52ZM95 98V99H94ZM106 98V100L107 101H105L106 102V105H105V102H104V99ZM120 98H121V100H120ZM23 99H25L24 97H22L21 95H19V94H16V96L15 97H13V99L11 100V102L10 103H8L7 105H3L2 106V108L0 109V127H1V129H0V160H1V157L3 156V154L5 153V152H8L9 150H11V145H10V143L8 142V139L11 137V138H14V137H17L18 135H21V134H24L25 135V133H26V135H29V134H32V133H34V132H37L38 130L37 129H41L42 128V131L43 132H45V129H44V124H41V122H40V124L43 126H41L40 124H39V122H37V121H40V119L41 118H44V116L43 115H45L44 114V112L43 111H41L40 110V108L39 107H37V109H36V112H34V115H31L32 116V118H30V120H29V122L27 123V124H25L24 126L23 125H18L17 123L15 124V119L16 118H18L19 117V115L18 114H20V108L22 109L23 108V105H22V101H23ZM49 99H50V101H49ZM97 100V101H96ZM99 100H100V102H99ZM113 100V101H112ZM118 100H120V101H118ZM115 101H116V103H115ZM120 102V103H118V102ZM179 101V102H178ZM180 101L182 102L181 104H176V103H180ZM103 102H104V104H103ZM185 102V104H183ZM96 103H97V105H96ZM98 103H99V105H98ZM108 103H110L109 104V106H108ZM112 103H114L113 105H112ZM101 104H103V105H105V106H103V105H101ZM115 104H116V106H115ZM123 104H125L124 102H123ZM115 106V108H113L112 106ZM102 106V107H101ZM108 106V107H107ZM112 108H111V107ZM118 106H119V108H118ZM122 106V107H121ZM156 107V108H155ZM158 107V108H157ZM109 108L111 109L110 111H109ZM149 108H151V109H149ZM161 110H165V112H163V111H160V109ZM60 109V110H59ZM132 110L131 112H130V110ZM148 109H149V111H148ZM156 109H157V111H156ZM118 110V111H117ZM134 110V111H133ZM147 112H146V111ZM151 110V111H150ZM38 111V112H37ZM40 111V112H39ZM60 111V112H59ZM108 111H109V113H108ZM124 111V112H123ZM126 111H127V113H126ZM142 111H144V112H142ZM61 112L64 114V111L61 109V106H58L57 108H56V115L60 118V119H62V118H64V116H63V114H62V116H61ZM120 112H122V113H120ZM129 112V113H128ZM162 112V113H161ZM115 116H113L112 114ZM116 113V114H115ZM124 113V114H123ZM132 113V114H131ZM136 113V114H135ZM147 113V114H146ZM150 113H152L151 115H149ZM108 114H110L109 116H108ZM127 114V115H126ZM162 114V115H161ZM122 115V116H121ZM142 115H145V116H142ZM34 116V117H33ZM47 116H48V114L45 116L46 118H47ZM61 116V117H60ZM125 116V117H124ZM129 116V117H128ZM132 116H134V117H132ZM149 116H152V117H149ZM159 116H161V117H159ZM114 117V118H113ZM121 117V118H120ZM131 117L133 118L132 120H131ZM149 117V118H148ZM111 118V119H110ZM126 118V119H125ZM129 118V119H128ZM147 118V119H146ZM155 118V119H154ZM48 120H49V122H52L53 120L51 119V116H48V118H47ZM109 119L110 120H117L118 121V125H119V127L121 126V128L123 129H127L128 128V126H130V124H132L130 127H133V131H132V133H128V134H130V136L129 135H121V134H119V137H125V136H127V137H129V138H127V139H129V140H125L127 143H125L124 142V140L123 139H121V140H118V139H116V135L118 134V133H116L115 132V130L117 129V127H118V125H117V127H116V124L115 125H112V124H107V123H109L110 121H109ZM159 119V120H158ZM52 120V121H51ZM129 121V120H131L130 122H126V121ZM151 120V121H150ZM154 120V121H153ZM59 122H61V120H58ZM76 121L78 122V121H80L81 122V124H80V122H78L79 124H77L76 123ZM138 121H140V122H138ZM148 121V122H147ZM150 121V122H149ZM161 121V120H160ZM115 122V121H114ZM119 122H121V124L119 123ZM123 122V123H122ZM132 122V123H131ZM76 123V124H75ZM94 123V124H93ZM116 123V122H115ZM137 123H138V125H137ZM143 124V126L145 125L146 126V128H148V129H146L145 127H143L142 126V124ZM149 123L152 125H150L151 126V128H150V126H149ZM74 124V125H73ZM92 124V125H91ZM124 124V125H123ZM126 124V125H125ZM129 124V125H128ZM137 126H136V125ZM76 125V126H75ZM83 125H87L86 127L84 126V127H82ZM89 125H91V127L89 126ZM93 125H95V128H96V126H98L97 128H101V127H104L103 128V130L102 131H100L99 129H96V130H94L95 128H94V126ZM100 125H101V127H100ZM134 125V126H133ZM75 126V127H74ZM124 126V127H123ZM126 126V127H125ZM139 126V128H135V127H138ZM79 127H81V128H79ZM107 127V128H106ZM113 127L115 128V130L113 129ZM77 128V129H76ZM83 128H84V130L86 129V128H88L87 130H90V131H92V129H93V133L91 132V134H90V132L89 131H87V130H85V132H84V130H83ZM90 128V129H89ZM142 130H141V129ZM81 130V132H80V130ZM102 129V128H101ZM123 129V130H124ZM137 130V132H135V130ZM97 130H98V132H97ZM112 130V131H111ZM41 131V132H42ZM105 131V132H104ZM142 132V134H140L141 132ZM41 133V136L42 135H44V133ZM82 132H84L83 134L84 135H86V138L84 137V135L82 134ZM89 132V135L87 134V133ZM111 132L112 133H114V134H112V136L110 135L111 134ZM133 132H135V133H133ZM140 132V133H139ZM73 133V134H72ZM80 133H81V135L83 136V137H81V135H80ZM86 133V134H85ZM95 133H97V135L98 136H96V134ZM137 133V134H136ZM144 133V134H143ZM93 134V135H92ZM102 134H105L104 135V138H102ZM107 134V135H106ZM141 136H140V135ZM91 135V136H90ZM102 135V136H101ZM138 135V136H137ZM254 136L255 135V139H256V141H253V142H251L252 140H250V142H249V140L248 139H245L246 137H248V136ZM88 136H90L89 138H88ZM93 136H94V139H93ZM100 136H101V138L103 139V142L102 141H100L99 139H101L100 138ZM105 136H107V138L105 137ZM140 136V137H139ZM144 136V137H143ZM238 136V140L236 139V137ZM98 139H96V138ZM109 137L111 138H115L114 139V141L112 140H110L109 139ZM89 140L88 142H90L89 144H88V142H86V140ZM88 138V139H87ZM111 138V139H112ZM126 138V137H125ZM136 138V139H135ZM83 139V140H82ZM93 140V142H92V140ZM101 139V140H102ZM107 140V141H105V140ZM130 139H131V141H130ZM141 139V140H140ZM234 139V140H233ZM240 139H245V141H244V143H243V140H241V142H240ZM91 140V141H90ZM248 140V141H247ZM97 141V142H96ZM98 141H100V143L98 142ZM105 141V142H104ZM120 141H122V142H124L123 143V146L121 145L122 143L120 142ZM236 141V142H235ZM237 141L238 142H240V144L238 143L237 144ZM87 144H86V143ZM106 142H108V143H106ZM109 142L111 143V142H114V144L113 143H111V144H109ZM119 142L121 143L120 145H118L119 144ZM247 142V143H246ZM81 143V145H79ZM93 143V144H92ZM99 143V145H101L100 147V149L99 148H97L99 145H97ZM105 143L107 144V145H105ZM117 143V144H116ZM130 143H131V145H130ZM134 143V144H133ZM143 143V144H142ZM234 143H236L237 144V147H236V145L234 144ZM91 144V145H90ZM96 144V145H95ZM104 144V145H103ZM109 144V145H108ZM128 144V145H127ZM142 144V145H141ZM242 144H243V146H242ZM244 144H245V146H244ZM87 145H89L88 147H87ZM111 145V146H110ZM118 145V146H117ZM124 145H125V147H124ZM242 147H241V146ZM90 146L92 147V148H90ZM95 147V149L93 150V148ZM107 146V147H106ZM113 146L115 147V148H113ZM136 146H138V148L136 147ZM140 146H142L143 147V149H145L146 151H144L143 149H142V147H140ZM146 146V147H145ZM233 146H235L236 147V149H234L235 147H233ZM72 147H73V144H72ZM74 147V148H75ZM104 147V148H103ZM110 147V148H109ZM119 147V148H118ZM121 147L122 148H126L125 150L124 149H121ZM131 147V148H130ZM145 147V148H144ZM220 147V148H219ZM231 147V148H230ZM89 148H90V150H89ZM107 148V155L109 154L110 156H107V158L105 157L104 158V160H105V162H104V160H103V157L104 156H102L104 153H105V149ZM114 149V150H112V149ZM116 148H118V149H116ZM219 148V149H218ZM222 148H224V149H222ZM225 148H226V150H225ZM239 148V149H238ZM99 151V150H105V151H99L98 153L96 152L97 150ZM109 149V150H108ZM120 149V150H119ZM140 149V150H139ZM142 149V150H141ZM210 149V150H209ZM228 149V150H227ZM230 149H232V150H230ZM242 149V150H241ZM56 150V151H55ZM91 150H93V151H91ZM111 150V151H110ZM117 150V151H116ZM220 150H222L221 151V153L219 152ZM225 150V151H224ZM233 150H234V154H232V152H233ZM239 150H241V151H239ZM91 151V152H90ZM121 151V152H120ZM124 151V152H123ZM127 151H130L129 153L127 152ZM198 151H201V153L202 154H200V152H198ZM212 151H214V153H212ZM218 151V152H217ZM237 151V152H236ZM94 152V153H93ZM101 152V155L99 154ZM103 152V153H102ZM126 152H127V154H126ZM190 152H192V153H190ZM59 153H61V152H59ZM92 153H93V155H92ZM105 153V154H106ZM111 153V154H110ZM119 153V154H118ZM139 153V154H138ZM194 153V154H193ZM220 154V156L218 155V157H220V158H218V157H216L217 156V154ZM223 153H226V155H224ZM227 153H228V155H227ZM237 153L239 154H241V156H239V155H237ZM96 154V155H95ZM98 154V155H97ZM113 154V155H112ZM115 154V155H114ZM116 154H118V157L116 156ZM129 154H131V155H129ZM146 155V157H145V155ZM191 154V155H190ZM198 154V155H197ZM205 154V155H204ZM214 155V156H212L211 157V155ZM223 154V155H222ZM236 154V155H235ZM96 156V158H94L95 156ZM112 155V156H111ZM122 155H123V157L126 155V156H129V158H131V160L130 161H127L128 159L126 158V156L122 159ZM195 155H196V159H195ZM203 155H204V157H205V161H203V160H201L202 158L204 159V157H203ZM216 155V156H215ZM231 155V156H230ZM233 155H235V156H233ZM56 156H57V158H56ZM91 156V157H90ZM101 156H102V158H101ZM116 156V157H115ZM137 156V158H135ZM140 156V157H139ZM201 156V157H200ZM224 156V157H223ZM237 156V158H239V159H236L235 157ZM121 157V158H120ZM141 157H144L143 159L141 158ZM178 157V158H177ZM181 157V158H182ZM187 158V160H185V158ZM191 157V158H190ZM198 157H200V158H198ZM223 157V158H222ZM232 157V158H231ZM240 157H242V158H240ZM64 158V159H63ZM74 158H76V159H74ZM78 158V159H77ZM100 158L102 159V160H100ZM108 158L110 159V160H108ZM116 158H118L117 160H116ZM119 158H120V160H121V162H120V160H119ZM138 158H139V161H138ZM176 158L177 159H179V160H181V161H179V160H176ZM207 158V159H206ZM211 158H213V159H211ZM215 158V159H214ZM244 158V160H243V162H240V161H237V160H240V159H243ZM97 159H99V162L97 161ZM112 159V160H111ZM124 159H127V160H124ZM140 159H141V161H140ZM145 159V160H144ZM150 159V160H149ZM189 159V160H188ZM195 159V160H194ZM221 159V161H219ZM62 162H61V161ZM65 162H64V161ZM68 160H69V162H68ZM107 160V161H106ZM138 162H137V161ZM150 162H149V161ZM170 160H173V162L172 163H170L171 161ZM191 160V161H190ZM201 160V161H200ZM217 160V161H216ZM59 161V162H58ZM71 161L73 162V163H71ZM77 161V162H76ZM93 161V162H92ZM124 163H123V162ZM135 161V162H134ZM143 161V162H142ZM183 161V162H182ZM187 161V162H186ZM192 161H193V163L195 164H193L192 163ZM208 163H207V162ZM212 161H213V163H212ZM64 162V164H62ZM89 162V163H88ZM92 164H91V163ZM100 162H102V164L103 163H105L104 164V166L100 163ZM119 162V163H118ZM129 163L128 165H126L127 163ZM132 162H134V163H132ZM138 163V166H136V164ZM144 162H146V164L144 163ZM150 164H149V163ZM153 162V163H152ZM179 162H182V163H184V164H180ZM190 162V163H189ZM197 162H198V164H197ZM203 162V163H202ZM60 163V164H59ZM67 163H69V164H67ZM77 164V166H75L76 164ZM79 163V164H78ZM88 163V164H87ZM113 164V167H110V166H112V164ZM115 163V164H114ZM117 163V164H116ZM121 163V164H120ZM144 163V164H143ZM178 163V164H177ZM186 163V164H185ZM200 163H202L203 165H204V167L203 166H201V164ZM206 163V164H205ZM219 163V164H218ZM71 164V165H70ZM81 164H84V166H85V168H81V166H83V165H81ZM86 164V165H85ZM106 164H107V166H106ZM109 164H111L110 166H109ZM131 164H134V165H131ZM143 164V165H142ZM168 164H169V166H168ZM171 164H172V166H171ZM176 166H175V165ZM190 164H192V165H189ZM200 164V165H199ZM208 164V165H207ZM214 164H215V168H213L214 167ZM218 164V165H217ZM60 165V166H59ZM68 165H70V166H68ZM114 165H116V166H114ZM147 165V166H146ZM148 165H151V166H148ZM182 167H181V166ZM183 165H184V167H183ZM186 165H188L190 168H187L188 166H186ZM211 165V166H210ZM64 166V167H63ZM73 166V167H72ZM81 168V170H80V168ZM83 166V167H84ZM88 166V167H87ZM95 166V167H94ZM99 166H101V167H99ZM119 166H122L121 168L119 167ZM133 166V167H132ZM172 168H171V167ZM186 166V167H185ZM209 168H208V167ZM213 166V167H212ZM62 167L64 168V169H62ZM75 167H78V168H75ZM108 167V168H107ZM110 167V168H109ZM114 167H116V168H114ZM118 167V168H117ZM127 167V168H126ZM141 167H145V168H141ZM150 167V168H152V169H148V168ZM170 167V168H169ZM192 167L196 170L195 172L193 171L194 169H192ZM207 167V168H206ZM217 167V168H216ZM61 168V169H60ZM73 168H75V169H73ZM88 168V169H87ZM94 168V169H93ZM98 168V169H97ZM102 168V169H101ZM105 168V169H104ZM111 168H112V170H111ZM120 168V169H119ZM129 168V169H128ZM139 168V169H138ZM141 168V169H140ZM175 168V169H174ZM179 168H181V169H179ZM202 168V169H201ZM73 169V170H72ZM85 171H84V170ZM128 169V170H127ZM147 169V171H145ZM174 169V170H173ZM178 171H177V170ZM198 169V170H197ZM204 169V170H203ZM210 169V170H209ZM212 169V170H211ZM216 169V170H215ZM69 170L71 171V172H69ZM82 170L84 171L83 173H82ZM87 170V171H86ZM96 170V171H95ZM109 170V171H108ZM117 170H118V172H117ZM120 170V171H119ZM164 170V169H163ZM162 170V171H163ZM165 170V171H166ZM182 170H183V173H182ZM186 170V171H185ZM187 170H188V172H187ZM192 170V175L189 173L190 171ZM201 170V171H200ZM203 170V171H202ZM214 170V171H213ZM77 171V173L75 174V172ZM81 173H80V172ZM92 171V172H91ZM107 171H108V173H107ZM112 171H115V172H113V173H115V174H113L112 173ZM126 171V172H125ZM134 171V172H133ZM140 171V172H139ZM176 171V172H175ZM198 171V172H197ZM214 172V174L213 173H210V172ZM86 172H88V174L86 173ZM139 172V173H138ZM146 174H145V173ZM149 172V174H147ZM150 172H152V173H150ZM175 172V173H174ZM194 172V173H193ZM202 172V173H201ZM82 174V176L81 177H79L80 175L79 174ZM98 173V174H97ZM111 173V174H110ZM117 173H119V174H117ZM121 173V174H120ZM124 173V174H123ZM131 173V174H130ZM135 173V174H134ZM142 173H143V175H144V177L146 178H144V177H142L143 175H142ZM170 173H173L174 174V176H171L170 175ZM182 173L184 176H182V174L180 175V174ZM187 173V174H186ZM189 173V174H188ZM198 175V176H196V174ZM205 173V174H204ZM209 173V174H208ZM65 174V175H64ZM67 174V175H66ZM74 175L75 174V177L76 178H74L73 176H71V175ZM113 174V175H112ZM117 174V175H116ZM137 174V175H136ZM152 174V175H151ZM172 174V175H173ZM60 175H61V177H60ZM77 175V176H76ZM79 175V176H78ZM90 175L92 176V177H90ZM94 175H96V176H94ZM102 175V176H101ZM118 175H120V176H118ZM126 176L128 179H129V177H130V179L128 180L126 177H124V179L125 180H122L123 179V176ZM133 175V176H132ZM134 175H136V177H138V178H136ZM187 175H188V177H189V179H191V180H189L188 179V177H187ZM67 176H69V177H67ZM87 176H88V178H87ZM101 176V179L99 178ZM109 176V177H108ZM111 176H112V178H113V180L114 181H111L112 180V178H111ZM148 176H150V177H148ZM186 176V177H185ZM192 176H193V178H192ZM71 177L72 178H74V179H71ZM78 177V178H77ZM83 177V178H82ZM85 177V178H84ZM102 177H104L103 179H102ZM106 177H108L107 178V180H106V182H105V179H106ZM115 177V178H114ZM143 179H142V178ZM178 177H179V179H178ZM180 177H182V178H180ZM191 177V178H190ZM195 177V178H194ZM196 177H199V178H196ZM69 178V179H68ZM94 178V179H93ZM117 178H119V179H117ZM120 178H122V179H120ZM133 178H134V180H133ZM167 178L168 179H170L171 181H169V180H167ZM177 178V179H176ZM184 178V179H183ZM211 178V179H210ZM80 179H82L81 181L82 182H80ZM85 179V180H84ZM88 179H90V180H88ZM97 179H98V181H97ZM109 179V180H108ZM126 179H127V182H126ZM140 181H139V180ZM150 180V181H147V180ZM174 180V182H173V180ZM176 179V180H175ZM192 179L194 180V181H192ZM72 180V181H71ZM76 180V181H75ZM78 180V181H77ZM88 180V181H87ZM119 180V181H118ZM121 180V181H120ZM132 180H133V182H132ZM178 180V181H177ZM187 180V181H186ZM197 180H198V182H197ZM65 181V182H66ZM73 181H75V182H73ZM83 181H85L84 183H83ZM129 181V182H128ZM176 181H177V184H175L176 183ZM193 182V183H191V182ZM77 182V183H76ZM96 182V184H94ZM124 182V183H123ZM135 182V183H134ZM146 182V183H145ZM173 184H172V183ZM192 184V186L190 185V183ZM73 183H74V185H73ZM78 183H79V185H78ZM83 183V184H82ZM91 183V184H90ZM118 185H117V184ZM123 183V184H122ZM131 183H133L134 185L133 186H135V187H133L132 186V184ZM137 183H140L139 185L140 186H138V184ZM144 183V184H143ZM195 183H198L197 184V186H199L198 187V190L199 191H197L196 189H195V186L193 185V184H195ZM76 184H77V186H76ZM84 184L86 185V186H84ZM97 184L99 185V186H97ZM102 184V185H101ZM125 184V185H124ZM126 184L128 185L129 184V186L131 185V187H128V186H126ZM142 184H143V186H142ZM151 184V185H150ZM105 185H110L109 187L111 188L110 190H112L111 191V195L114 193V195H112L111 196V198L113 199V206H112V210H110L111 208H108V210H106L105 212H103V213H99V214H97V215H95V213H96V202H97V198H96V196L97 195H95L96 194V189L95 188H100V187H102V186H105ZM116 185V186H115ZM121 185H123L124 186V188L126 189V193H127V195H126V193H125V189L123 188V186H121ZM162 185H165L166 186V188H165V186L164 187H162ZM168 185V186H167ZM189 185V186H188ZM73 186H74V188H73ZM79 186H82L81 188L79 187ZM91 187V189H92V191H91V189H89L88 187ZM94 186V187H93ZM149 186V187H148ZM179 188H178V187ZM194 189V190H192L191 189V187ZM77 187V188H76ZM84 187V188H83ZM86 187H87V190L85 191V189H86ZM113 187V188H112ZM121 187V188H120ZM138 187V188H137ZM142 187V188H141ZM148 187V188H147ZM161 187V188H160ZM168 187V188H167ZM176 187V188H175ZM123 188V189H122ZM128 188V189H127ZM129 188H132L131 190L129 189ZM137 188V189H136ZM150 188H152V189H150ZM153 188H155V189H153ZM173 188V189H172ZM175 188V189H174ZM178 188V189H177ZM182 188V189H181ZM184 188V189H183ZM262 188H264V187H262ZM80 189H84L83 191L82 190H80ZM93 189H94V191H93ZM114 189H116V190H118L117 192H116V190H114ZM121 191H120V190ZM162 189V190H161ZM166 189H167V192H165L166 191ZM188 189V190H187ZM246 189V190H245ZM78 190H80V191H78ZM135 190V191H134ZM150 190V191H149ZM155 190V191H154ZM171 190V191H170ZM178 190V191H177ZM181 190H183V192L181 191ZM185 190V191H184ZM73 191H75V193L77 192V194L76 195H73L74 194V192ZM123 191V195H122V192ZM129 191H130V193H129ZM137 191V193H134V192H136ZM141 191H143V193H141ZM160 191H161V193H160ZM190 191V192H189ZM260 191V190H259ZM72 192H73V194H72ZM84 192H86L85 194H86V197H87V195L89 196V197H87V198H85V195L83 194ZM95 192V193H94ZM149 192V193H148ZM163 192V193H162ZM170 192V193H169ZM177 192V193H176ZM181 192L182 193H184V194H181ZM187 192V193H186ZM193 192H195V195H194V193ZM196 192H198V193H196ZM199 192L203 195V201H202V199H201V194L199 195ZM78 193H79V195L81 194V196H77L78 195ZM88 193V194H87ZM116 193V194H115ZM117 193L119 194V195H117ZM125 193V194H124ZM146 193V194H145ZM158 193V194H157ZM166 193H167V195H166ZM180 193V194H179ZM130 194V195H129ZM132 194H134V195H132ZM143 196H142V195ZM153 194V195H152ZM164 194H165V196H164ZM170 194H172V195H170ZM192 194V195H191ZM216 194V195H215ZM83 195V196H82ZM126 195V196H125ZM147 195V196H146ZM149 195V196H148ZM152 196V198H149V197H151ZM182 195V196H181ZM186 195V196H185ZM198 195V196H197ZM72 196V197H71ZM91 196H93V197H91ZM113 196H115V197H113ZM120 196V197H119ZM131 196V197H130ZM135 196V199L134 198H132V197H134ZM141 196V197H140ZM170 196V197H169ZM189 196V197H188ZM75 197V198H74ZM76 197H78V198H76ZM81 197V198H80ZM95 197V198H94ZM122 197V198H121ZM124 197H127V198H124ZM159 197H161L162 198V200H161V198H159ZM168 197V198H167ZM187 199H186V198ZM70 198V199H69ZM71 198L73 199L72 201H74V202H72V201H70L71 200ZM149 198V199H148ZM155 198H156V200L157 201H154L155 200ZM158 198H159V201H158ZM165 198H167V199H169V200H165ZM176 198H178V199H176ZM182 198V199H181ZM245 198V199H244ZM64 199H66V198H64ZM82 199V200H81ZM84 199H87V200H84ZM94 199V200H93ZM118 199V200H117ZM120 199H121V201H120ZM129 199V200H128ZM133 199V200H132ZM137 199H139V200H141V201H143V203L141 204V201H139V200H137ZM152 199H154L153 201H152ZM180 199V200H179ZM197 199V200H196ZM241 199H244L242 202H239ZM76 200V201H75ZM79 200H81V201H83V202H81V201H79ZM117 200V201H116ZM127 200V201H126ZM146 200H147V203L148 204H146L145 202H146ZM174 201V203H172V201ZM176 200H178V202L176 201ZM183 201V204H182V201ZM184 200H186V202L184 201ZM85 201H87V202H89V203H87V202H85ZM93 201H94V204H93ZM96 201V202H95ZM119 201V202H118ZM125 203H127V204H125ZM132 201H134V203L135 204H133V202ZM137 201H139L138 203H136ZM150 201V202H149ZM188 201V202H187ZM75 202H77V203H75ZM92 202V203H91ZM116 202H117V204H116ZM153 202V203H152ZM168 202V203H167ZM177 202V203H176ZM66 203H67V205H66ZM81 203V204H80ZM85 203H87V205L85 204ZM121 205H120V204ZM123 203V204H122ZM160 203V204H159ZM164 203V204H163ZM166 203V204H165ZM172 203V204H171ZM179 203V204H178ZM180 203H181V205H180ZM238 203H241L239 206H237V208L236 207H234L233 209H230L228 206H226L227 204H230V205H235V204H238ZM64 204H65V206L67 207H65L64 206ZM80 204V205H82V206H80V207H78V205ZM89 204H90V206H89ZM130 204V205H129ZM139 206H138V205ZM156 204H157V206H156ZM61 205H63V206H61ZM76 205V206H75ZM92 205V206H91ZM93 205H94V207H93ZM126 206V207H123V206ZM145 205V206H144ZM147 205V206H146ZM151 206V207H149V206ZM154 205V206H153ZM170 205V206H169ZM172 205H174V208H173V206ZM177 205V206H176ZM179 205H180V207H181V209H180V207H179ZM127 206H129V208L127 207ZM138 206V207H137ZM142 208H141V207ZM168 208H167V207ZM171 206H172V208H171ZM176 206V207H175ZM64 207V208H63ZM78 207V208H77ZM114 207H115V209L116 210H113L114 209ZM121 207H123L122 209L124 210V208H125V211H123L122 209H120ZM137 207V208H136ZM153 207H157V209H155V208H153ZM164 207V208H163ZM80 208V209H79ZM126 208H127V210H126ZM135 208H136V210H135ZM146 208L148 209V208H150V210H146ZM163 208V209H162ZM166 208V209H165ZM170 208V209H169ZM69 209V210H68ZM79 209V210H78ZM131 211H130V210ZM154 209V210H153ZM160 209L162 210V211H160ZM169 209V210H168ZM171 209H174V210H172V211H170ZM180 209V210H179ZM66 210V211H65ZM76 210V211H75ZM120 210H121V214H120ZM152 210V211H151ZM163 210H164V212H163ZM178 210V211H177ZM65 211V212H64ZM70 211V212H69ZM76 213H75V212ZM80 211V212H79ZM113 211V212H112ZM116 211H117V213L120 215H118L117 213H116ZM130 211V212H129ZM139 211V213H136V212H138ZM147 211V212H146ZM150 211H151V213L152 214H150ZM156 211V212H155ZM158 211V212H157ZM180 211V212H179ZM111 214H109V213ZM138 215H135V213ZM140 212H142L141 214H140ZM144 212V213H143ZM161 212V213H160ZM163 212V213H162ZM168 212V213H167ZM174 212H176L175 213V215H178V216H174ZM231 212H233L232 214H233V216H235L234 218H235V225L236 226H234V225H230V224H228V223H226V219H225V217L226 216H229L230 214H231ZM64 213V214H63ZM80 213V214H79ZM115 213H116V215H115ZM127 213V215H125ZM170 213V214H169ZM180 213V214H179ZM204 215H203V214ZM76 214V215H75ZM135 216H134V215ZM147 216H145V215ZM156 214V215H155ZM159 214L161 215V216H159ZM173 214V215H172ZM62 215V216H61ZM92 215V216H91ZM99 215V216H98ZM105 215H107V216H105ZM110 215V216H109ZM118 215V216H117ZM133 215V218L132 217H130V216H132ZM139 215H141L140 217H139ZM152 215V216H151ZM155 215V216H154ZM165 215H166V217H165ZM174 218V217H176V218H172L171 216ZM224 215H225V217H224ZM64 216V217H63ZM157 216V217H156ZM168 216V217H167ZM201 216H203L202 218H201ZM62 217V218H61ZM115 217V218H114ZM124 217H126V218H130L132 221H136L138 224L136 225L137 226V228L135 227H133L132 225L130 226H128V225H124V223H125V221L127 220L126 218H125V220H124ZM142 217H144V218H142ZM163 217V218H162ZM178 217H179V219H178ZM90 218H94V219H90ZM128 218V219H129ZM158 220H157V219ZM169 218V219H168ZM198 218V219H197ZM90 219V220H89ZM112 219V220H111ZM114 219V220H113ZM136 219V220H135ZM148 219V220H147ZM162 219H164V220H162ZM202 219V220H201ZM124 220V221H123ZM150 220V221H149ZM154 220V221H153ZM161 222H160V221ZM167 220V221H166ZM170 220V221H169ZM172 220H174V221H172ZM201 220V221H200ZM205 220V221H204ZM96 221V222H95ZM122 221H123V223H122ZM145 221V222H144ZM159 221V222H158ZM166 223H165V222ZM169 221V222H168ZM173 223H172V222ZM207 221L210 223H208V224H206L207 223ZM247 221V222H246ZM257 221L259 222L258 224H257ZM86 222V223H85ZM100 222V223H99ZM103 222V223H102ZM151 222V223H150ZM171 222V224H169ZM199 222H201V223H199ZM134 223V222H133ZM147 223L149 224V226H147V229L149 228V227H151V228H149V229H151V230H149L148 229V231H150V233L154 236V238H148L147 239V237L145 236V234L144 233H142V231H141V229H144L145 227H146V225H147ZM158 223V224H157ZM163 223V224H162ZM175 223V224H174ZM176 223L178 224V225H176ZM180 223V224H179ZM213 223V224H212ZM246 223H248V225H246ZM251 223H255V227H254V225H252ZM76 224V225H75ZM96 224V225H95ZM100 224V225H99ZM111 224V225H110ZM134 224H136V223H134ZM153 224V225H152ZM155 224H157V226H154ZM161 224V225H160ZM169 224V225H168ZM174 224V225H173ZM201 224H203L202 226H201ZM206 224V225H205ZM223 224V225H222ZM60 224H58L57 226H59ZM86 225H87V228H85L86 227ZM95 225V226H94ZM116 225V226H115ZM118 225V226H117ZM158 225H160V227L158 226ZM168 225V226H167ZM201 226V228H200V226ZM207 225H208V228H207ZM217 225H221V226H218L217 227ZM124 226V227H123ZM126 226V227H125ZM170 226V227H169ZM194 226H195V228H194ZM197 226V227H196ZM198 226H199V228H198ZM216 226V227H215ZM223 226V227H222ZM249 226V227H248ZM250 226L252 227V228H250ZM66 227V228H65ZM133 227V228H132ZM138 227H140V228H138ZM144 227V228H143ZM167 227V228H166ZM169 227V228H168ZM175 227V228H174ZM176 227H177V229H176ZM204 227V228H203ZM229 227V228H228ZM257 227V228H256ZM65 228V229H64ZM89 228V229H88ZM102 228V229H101ZM107 228V229H106ZM157 228V229H156ZM162 228V229H161ZM163 228H164V230H163ZM167 230H166V229ZM207 228V229H206ZM215 228V229H214ZM91 229V230H90ZM139 229V230H138ZM146 229V228H145ZM146 229V230H147ZM159 229H161V231L159 230ZM169 229H171V230H169ZM173 229V230H172ZM182 231H181V230ZM209 229V230H208ZM210 229H213V230H210ZM220 231H219V230ZM222 229H225V232H224V230L223 231H221ZM227 229V230H226ZM110 230V231H109ZM135 231V232H133V231ZM165 230H166V232H165ZM170 232H169V231ZM175 230V231H174ZM201 230V231H200ZM206 230H207V232H206ZM217 230V231H216ZM78 231H80L79 233H78ZM100 231V232H99ZM103 231V232H102ZM117 231V232H116ZM139 231V233H137ZM188 231V232H187ZM209 231H211V232H209ZM213 231V232H212ZM219 231V232H218ZM59 232V233H58ZM159 232V233H158ZM163 232V233H162ZM199 232V234H197V233ZM216 232V233H215ZM224 232V233H223ZM227 232V233H226ZM108 233V234H107ZM157 233V234H156ZM164 233H166V236H165V234ZM204 233V234H203ZM207 233V234H206ZM210 233V234H209ZM212 233L214 234L213 236H212ZM218 233V234H217ZM219 233H221V236L223 235V234H225V235H223L222 237L220 236V234ZM223 233V234H222ZM250 233V234H249ZM66 234V235H65ZM73 234H74V236H73ZM77 234H78V236H77ZM85 234H86V236H85ZM95 234V235H94ZM97 234V235H96ZM121 234V235H120ZM155 234H156V236H155ZM161 234V235H160ZM168 234V235H167ZM179 234V235H178ZM192 234H195V235H192ZM228 234V235H227ZM62 235V236H61ZM71 235V236H70ZM80 235V236H79ZM108 235V236H107ZM117 235V236H116ZM207 235V236H206ZM208 235H210L211 237H209ZM88 237V238H85V237ZM159 236H157L158 238H159ZM165 236V237H164ZM169 236H171L170 238H169ZM174 236V237H173ZM180 236V237H179ZM187 236V237H186ZM214 236H216V237H214ZM221 237L222 238V240H221V238H219V237ZM226 236V237H225ZM228 236V237H227ZM66 237H67V239H66ZM90 237V238H89ZM103 237V238H102ZM114 237V238H113ZM147 239H145V238ZM196 237H198V238H196ZM202 237V238H201ZM203 237H204V239H203ZM206 237V238H205ZM209 237V238H208ZM230 237V238H229ZM262 237V236H261ZM85 238V239H84ZM98 238V239H97ZM144 238V239H143ZM159 238V239H160ZM213 238H214V240H213ZM218 238V239H217ZM60 239H61V241H60ZM66 239V240H65ZM92 239H93V241H92ZM102 239V240H101ZM116 239V240H115ZM201 239V240H200ZM209 239V240H208ZM89 240H91V241H89ZM118 240V241H117ZM177 240H178V242H177ZM65 241V242H64ZM142 241V242H141ZM218 241L220 242V243H218ZM92 242V243H91ZM95 242V243H94ZM124 242V243H123ZM199 242V243H198ZM206 242V243H205ZM208 242H211V243H209L210 245H208L207 243ZM234 242V243H233ZM84 243V244H83ZM88 243V244H87ZM142 243V244H141ZM159 243V244H158ZM227 243V244H226ZM229 243V244H228ZM87 244V245H86ZM121 244V245H120ZM147 246H146V245ZM150 244V245H149ZM152 244H153V246H152ZM207 244V245H206ZM214 244V245H213ZM222 244V245H221ZM232 244H237L236 246L237 247H240V249H238V251H237V248H235V246L233 245L232 246ZM77 245V246H76ZM101 245V246H100ZM120 245V246H119ZM145 245V246H144ZM155 245V246H154ZM157 245H159L157 248H153V247H156ZM214 246V248H213V246ZM218 245H221V246H218ZM224 245V246H223ZM226 245H227V247H226ZM151 246H152V250H151ZM190 246V247H189ZM203 246H204V248H203ZM205 246H206V249H205ZM216 246H218V247H220V248H218V247H216ZM85 247V248H84ZM115 247V248H114ZM129 247V248H128ZM134 247V248H133ZM144 247H146L147 248V250H145V249H143ZM148 247L150 248V251H149V249H148ZM192 247V248H191ZM230 247V248H229ZM195 248V249H194ZM196 248H198L197 250H196ZM209 248V249H208ZM213 248V250H211ZM227 248V249H226ZM122 249V250H121ZM141 250V251H139V250ZM153 249H154V251H153ZM205 249V250H204ZM229 249V250H228ZM231 249V250H230ZM234 249V250H233ZM121 250V251H120ZM143 250V251H142ZM203 250V251H202ZM211 250V251H210ZM215 250V251H214ZM126 251V252H125ZM146 251V252H145ZM149 251V252H148ZM152 251V252H151ZM157 251H158V253H159V251L161 252V253H159V254H162V255H160V257L162 256L163 258H161L160 259V257H157L156 258V256H159V254H157L153 259L150 257V256H152L155 252L157 253ZM194 251H196V253L194 252ZM228 251V252H227ZM90 252V253H89ZM115 252V253H114ZM123 254H122V253ZM149 254H148V253ZM151 252V253H150ZM202 252H204V253H202ZM208 252V253H207ZM212 252V253H211ZM219 252V253H218ZM237 252V253H236ZM93 253V254H92ZM153 253V254H152ZM155 253V254H156ZM163 253H165V254H163ZM213 253H214V255H213ZM224 253V254H223ZM247 253H251V254H261V252L259 251V250H252V248H250V251H248ZM90 254V255H89ZM122 254V255H121ZM131 254V255H130ZM134 254V255H133ZM154 254V255H155ZM204 254V255H203ZM221 254V255H220ZM239 254V256H237ZM128 255V256H127ZM133 255V256H132ZM149 255V256H148ZM241 255V256H240ZM88 256V257H87ZM135 256V257H134ZM215 256V257H214ZM221 256V257H220ZM223 256V257H222ZM225 256H226V259H225ZM230 256V257H229ZM234 256H237L236 257V260H235V258H234ZM256 256H258V255H256ZM91 257V258H90ZM147 257V258H146ZM148 257H150V258H148ZM227 257H228V259H227ZM89 258V259H88ZM110 258V259H109ZM112 258V259H111ZM129 258V259H128ZM133 258V259H132ZM146 258V259H145ZM155 258L156 259H158V260H155ZM173 258V259H172ZM238 258V259H237ZM93 259V260H92ZM122 259V260H121ZM131 259V260H130ZM152 259V260H151ZM160 259V260H159ZM207 259V260H206ZM224 259H225V261H224ZM92 260V261H91ZM121 260V261H120ZM154 260L156 261V263L154 262ZM91 261V262H90ZM114 261V262H113ZM115 261H117V262H115ZM120 261V262H119ZM133 261V262H132ZM145 261V262H144ZM152 261H153V263H152ZM158 261V262H157ZM168 261H169V263H168ZM234 262V263H233ZM128 263V264H129ZM130 263V264H131ZM161 263V262H160ZM159 263V264H160ZM136 264V263H135Z\"/></svg>",
    "mask_w": 264,
    "mask_h": 264
},
{
    "label": "flooded vegetation",
    "instance_id": "flooded-vegetation-1",
    "mask_svg": "<svg viewBox=\"0 0 264 264\" xmlns=\"http://www.w3.org/2000/svg\"><path fill=\"white\" fill-rule=\"evenodd\" d=\"M55 27V25H52V30H53V28ZM55 29H57V27H55L54 28V30L53 31H55ZM57 31H55L54 32V34H57L56 33ZM5 54L3 53L2 54V56H4ZM14 55V54H13ZM19 57V56H18ZM17 57V59H18V61H17V63H18V65L20 66V69H21V66L24 64L23 63V61L20 59V58H18ZM47 57H50L51 58V56H49V55H47ZM12 63H14L13 65L14 66H17V64L15 65V63H16V60H14V62H12ZM40 64V63H39ZM6 72V73H5ZM9 72H11L10 70L9 71H7V68L4 70V73L7 75L6 77H7V81H10V79H11V76H12V74L11 73H9ZM0 78H2V80H3V77H0ZM1 80V79H0ZM13 83V82H12ZM27 85H29L28 83H27V80L26 79H24L23 80V82H21V83H19V82H17V84L16 83H13V88L15 87V86H27ZM12 88V89H13ZM38 94H39V92H37ZM40 93H42V92H40ZM7 94L8 93H6L5 94V96L3 97V99H2V101H0V104L4 101V100H7L8 98H7ZM9 96V95H8ZM37 96V95H36ZM6 98V99H5ZM24 98H25V96H24ZM0 129H1V127H0Z\"/></svg>",
    "mask_w": 264,
    "mask_h": 264
},
{
    "label": "water",
    "instance_id": "water-1",
    "mask_svg": "<svg viewBox=\"0 0 264 264\" xmlns=\"http://www.w3.org/2000/svg\"><path fill=\"white\" fill-rule=\"evenodd\" d=\"M90 81V80H89ZM247 222V221H246ZM260 222V221H259ZM258 221H257V224L259 223ZM252 225H254V227L256 226L255 225V223L253 224V223H251ZM246 225H248V223H246ZM249 227V226H248ZM250 228H252L251 226H250ZM257 228V227H256Z\"/></svg>",
    "mask_w": 264,
    "mask_h": 264
}]
</instances>
